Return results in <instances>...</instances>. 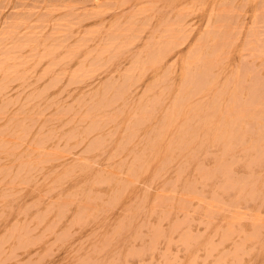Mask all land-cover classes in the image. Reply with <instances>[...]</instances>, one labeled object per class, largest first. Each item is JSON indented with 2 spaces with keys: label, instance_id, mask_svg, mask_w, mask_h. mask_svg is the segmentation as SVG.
Instances as JSON below:
<instances>
[{
  "label": "rangeland",
  "instance_id": "obj_1",
  "mask_svg": "<svg viewBox=\"0 0 264 264\" xmlns=\"http://www.w3.org/2000/svg\"><path fill=\"white\" fill-rule=\"evenodd\" d=\"M114 17L116 18V20ZM69 19H71V20H69ZM159 20H161V21H159ZM204 25H206V26H204ZM0 28H1L0 39L1 40L3 39L2 41H0V48H1L0 49V63H1L0 64V67H1V71H0V91L1 92L0 93H4V95L0 94V96H1L0 97L1 98L0 99V111L2 109H4V107H6L5 108L6 110L10 107L7 110L8 112L6 110H5V113L3 110L0 112V118H1L0 119V133H4L3 137L5 139L4 140L3 137H0V144H3V145L7 144L6 146L0 145L3 148L2 149L0 147V149H1L0 150L1 151L0 152V156H1L0 157V163L3 161L0 165V176H1L0 177V197H1L0 198V203H1L0 204V215H1L0 216V264H35V263L36 264H182V263L183 264H217L218 262H220V264H240V263L241 264H245V263L246 264H261L262 263L263 264V262H264V250H263L264 249V174H263L264 173V131H263L264 130V108H263L264 107V98H263L264 97V0H129V1L128 0H0ZM12 33H14V34H12ZM107 33H109V34H107ZM153 35H155V36H153ZM66 36L68 39L66 38ZM123 36H124V38H123ZM215 39H217V40H215ZM22 40H24V41H22ZM65 40H67V41H65ZM92 40H93V42H92ZM112 40L114 41V43ZM15 41H16V43H15ZM57 42H58V44H57ZM205 46H209V47H205ZM62 47H63V49H62ZM66 47H68V48H66ZM219 47H221V48H219ZM125 48H128V49H125ZM131 51H132V53H131ZM199 51H200V53L202 52V54H204V55L203 56L201 54L197 55V54H199ZM216 51H218V52H216ZM17 52H19V53H17ZM144 52H145V54H144ZM205 52H206V54H205ZM31 53H33V54L31 55ZM39 53H41V54H39ZM83 53H85V54L83 55ZM20 54H21V56H20ZM22 54H24V55L22 56ZM56 54H60V55L56 56ZM129 54L130 55L132 54V55L129 56ZM215 54H217V55H215ZM101 56H102V59H101ZM132 56H133V58H132ZM200 56H201V59H200ZM206 56H207V59L205 58ZM130 57H131V59H130ZM216 57H217V59H215ZM14 60H15V62H14ZM49 60H51V61H49ZM150 60L154 61V63L151 62ZM202 60H204V61L207 60V61L204 62ZM2 61H3V63H2ZM18 61H20L21 63ZM59 61H61V63L64 64V66L61 63H59ZM62 61H64V63ZM68 61H70V62H68ZM149 62L153 63V64H149ZM26 63L27 64L30 63L33 66L30 64L27 65ZM34 63H36V64L34 65ZM212 63H213V65H212ZM65 64H67V65L69 64L68 65L69 67ZM75 64H77V65H75ZM143 64H145V65H143ZM197 64L201 65V66L199 67ZM141 65H143L141 67L142 69L139 68ZM148 65L150 66V68ZM215 65H216V67H215ZM8 66H10V67H8ZM12 66L14 68H16V70ZM6 67H7V69H6ZM193 67H198V69H194ZM143 68H146V70ZM52 69H53V71H52ZM221 69H222V71H221ZM258 69H259V71H258ZM8 70H10V71H8ZM38 70H40V71H38ZM142 71H143V73H142ZM145 71H146V73H145ZM214 71H217V72L214 73ZM9 73H11V74H9ZM31 73L33 74V76L31 75ZM28 74L30 75V77L32 76L33 78L32 77L30 78L28 76ZM142 74L144 76H142ZM232 74L234 75V77ZM78 75H79V77H78ZM128 75H130V76H128ZM14 77H16V78L18 77V79L16 80V78H15V80H14ZM20 77H21V80H20ZM25 77L28 79H26ZM192 77L194 78V80H192L193 79ZM111 78L113 80H111ZM223 78H225V79H223ZM5 79H6V81H5ZM24 79L26 81H23ZM210 79H213V80H210ZM7 80L8 81L11 80V82L13 80V82L10 83ZM123 80H124V82H123ZM29 81L30 82L33 81L34 83L31 82L32 84H30ZM190 81H192V83ZM209 81H212V84L217 82V81H219V82H217V85L211 86L212 84H209ZM233 81H235V82H233ZM4 82H6L7 84ZM19 82L21 84H19ZM61 82H62V84H61ZM87 82H89V83L87 84ZM117 82H118V84H117ZM17 83L19 84L18 86H17ZM109 83L111 85H109ZM257 83H259V84L257 85ZM208 84H209V86H207ZM33 85H35V86H33ZM94 85H96V86H94ZM221 85L226 88L224 91H222L223 94H222V92L219 94V92L221 90L217 92V90H219V89H224V87H222ZM73 86L74 87L76 86V87L74 88ZM98 86H100V87H98ZM190 86H191V88H190ZM216 86H219V87L216 88ZM255 86H257V87H255ZM160 87L162 88L161 90H160ZM166 87H167V89H165ZM206 87L208 88L207 89L208 91H205L203 89V88L206 89ZM5 88H6V90H5ZM90 88H91V90H90ZM150 88L153 90H151ZM177 88L182 89V90H177ZM213 88L216 89V92ZM236 88H237V90H236ZM68 89H69V91H68ZM70 90L71 91L73 90V91L70 92ZM167 90H169L168 91L169 93L167 92ZM202 90H203V92H202ZM257 90H259V91L257 92ZM92 91L95 93H93ZM148 91L150 94L149 98L146 97L147 95L149 96ZM158 91L159 92L161 91L162 93L161 92L159 93ZM179 91H180V93L182 92V94H180ZM227 91H229V92L227 93ZM77 92H78V94H77ZM176 92H178V93H176ZM225 92H226V94L224 96ZM231 92H233L234 95L236 93L237 94L234 96L233 93H231ZM34 93H35V95H34ZM143 93H144V95H143ZM173 93L175 96L172 95ZM214 93H216V95H213ZM109 94H111L110 97H109ZM127 94H129V95L127 96ZM161 94H163V96ZM165 94L167 96L168 95L169 96L166 97ZM229 94H231L232 96ZM19 95H20V98L18 99ZM37 95H39V97H37ZM178 95H179V98H177V100L180 101L182 104L180 102H177V100L173 99V97H172V96H174V98H176V97H178ZM7 96L10 100L9 103H6V102H8ZM52 96L54 98H52ZM129 96H130V98H128ZM159 96L161 98H159ZM201 96L204 97V98L202 97L203 100L201 99ZM213 96L215 99L212 98ZM250 96H252V97H250ZM260 96H262V97H260ZM182 97H184V98H182ZM226 97H228V98H226ZM4 98H6L7 100H5ZM10 98H12L13 104L11 103ZM97 98H99V99H97ZM165 98H167V99L164 100ZM224 98H226L225 99L226 103L223 104V102L225 101ZM229 98H230V101H228ZM30 99H32L33 101L31 100V102H30ZM38 99H40V100H38ZM100 99H102V101ZM152 99H155V100H152ZM245 99H246V101H245ZM255 99H256V101H255ZM2 100H5V101H2ZM22 100H24V101H22ZM131 100H132V103H131ZM161 100L165 101V103ZM200 100H202V101H200ZM54 101H56V102H54ZM128 101H130L131 105ZM216 101H218V102H216ZM42 102H44V104ZM76 102H78V103H76ZM123 102H125L126 104ZM167 102H168V104H166ZM200 102H202V103H200ZM14 103H15V105H14ZM41 103H42V105H41ZM117 103L119 104V106ZM145 103H147V104H145ZM178 103H180V104H178ZM188 103H190V104H188ZM215 103L216 104L219 103V104L216 105ZM124 104L126 105V107ZM176 104H178V106H175ZM184 104L187 106H185ZM198 104H199V106L196 107L195 105H198ZM206 104L208 105V108H207V106L205 107ZM5 105H8V106H5ZM122 105H124L123 106L124 108H122ZM148 105L151 107H149ZM157 105H158V107H157ZM179 105H180V107H179ZM182 105H184V106H182ZM213 105H214V109H213ZM215 105L217 107H219V110H217V107ZM200 106H202V107H200ZM231 106H233V107H231ZM15 107H17V108H15ZM162 107H165V108H162ZM174 107H175V110L176 109H179V110L175 111ZM185 107H187L188 109L187 108L184 109ZM191 107H195V108H191ZM210 107H212V108H210ZM257 107H258V109H259V107L262 108L261 112H260L261 109L258 110L259 113H261V114H259L258 111L255 110V109H257ZM120 108H121V110H119ZM147 108H148V111H146ZM25 109H26V111H24ZM31 109H32V111H31L32 113L30 112ZM96 109H97V111H96ZM122 109H124V111ZM129 109H131V110H129ZM143 109H145V110H143ZM154 109H155V111H152ZM156 109H157V111H156ZM241 109L244 110V112ZM61 110H63V111H61ZM104 110H106V111H104ZM204 110H205L206 114H205ZM214 110H216V111H214ZM85 111H87V112H85ZM120 111H122V112L120 113ZM130 111H132V112H130ZM239 111L244 113L243 116H244L245 120H243V121H246L244 123H241L240 122L242 120L241 119L242 117H241V118H239L240 124H239V122H237V124L241 125V128L244 129L243 134H245V135H243L245 138L242 136L241 137L239 136L240 139H238V137H236V135H234V134H236L235 132L237 131L236 130L237 126L234 125V126H236V127H234L236 130L235 132H234L233 128H232L233 132L232 131L230 132V130H232V129H230L231 127L227 125V122L230 119H231L233 124L236 122V120L238 119L237 116L240 113ZM27 112L30 114H28ZM201 112H203V113H201ZM237 112H238V115L233 114V113L236 114ZM10 113H11V115H9ZM79 113H81V114L79 115ZM95 113L98 115V117ZM127 113H129L130 115ZM152 113H153V115L154 114H156V115L153 116V115H151ZM163 113L165 114V116H163L164 115ZM208 113H210V114L208 115ZM250 113H253V115ZM147 114H148V118L146 117ZM161 114H163V115L161 116ZM192 114H193V116H192ZM219 114H220V116H219ZM2 115L4 116L3 118H2ZM95 115H96V117H95ZM167 115H169V116H167ZM194 115H195V117H194ZM254 115H255V117H253ZM83 116H84V118H83ZM109 116H111V117H109ZM121 116H122V118H121ZM129 116H130V118H128ZM183 116H184V119H182ZM190 116H192V117H190ZM232 116L233 117L236 116V120ZM11 117H13V118H11ZM163 117H166V118H163ZM169 117H170V119H169ZM199 117H200L199 120L201 122H199V125H198L196 123H198L199 120H197V119ZM202 117L207 118V120H206V118L204 119V121H206V122L203 121ZM238 117H240V116H238ZM94 118H96V119H94ZM146 118L148 119V121L145 120ZM162 118L164 120H161ZM190 118H191V120H190ZM192 118H193V121H192ZM13 119L15 121H13ZM26 119L29 121H27ZM33 119H35V120H33ZM98 119H100V120H98ZM212 119L214 120V123L212 122ZM216 119L217 120L219 119L220 122L224 121L223 125L224 124L225 125L223 126L219 121H216ZM9 120H10V122H9ZM75 120H76V122H75ZM129 120H130V122H129ZM12 121H13V123H12ZM40 121H41V123L46 121L45 124H42V127L40 125ZM61 121L62 122L64 121V123H65L64 126L61 125L62 124ZM84 121H86L87 123ZM112 121H114V122H112ZM159 121L160 122L162 121L163 123H167V124L165 125L162 123L161 124L162 129L159 128L160 130L157 132L156 131L158 129L157 127L160 126ZM187 121H188V123L191 121L192 122L187 125L186 123H184ZM225 121H227V122H225ZM22 122H23V124H22ZM33 122L36 124H34ZM55 122H56V124H55ZM149 122H150V124H149ZM207 122H209V124H207ZM120 123H121V125H120ZM91 124L93 125V127L90 126ZM113 124H114V127H113ZM116 124L118 125V127ZM151 124H153V126ZM176 124H177V126H176ZM179 124H180V126H178ZM202 124H203V126H202ZM229 124H230V122H229ZM7 125H8V127H7ZM16 125H17V128H16ZM39 125L41 128L38 127ZM145 125H147V126H145ZM193 125L194 126L198 125L197 128L198 127L199 128L197 130L199 132V129H200L199 133H195L196 131L192 132V129L194 130V128H195ZM217 125L219 127H217ZM60 126H63V127H60ZM103 126H104V128H103ZM115 126L117 129L115 128ZM201 126H202V129H201ZM207 126L210 128V130L208 129L209 130L208 133H207ZM227 126L229 127V129L227 128ZM12 127L14 128V130ZM58 127H60V128L58 129ZM94 127L96 128V130ZM100 127H102V128L100 129ZM139 127H141V128H139ZM154 127H155V130H154ZM184 127L185 128L188 127L189 130L187 129L188 132L186 130L182 131L183 136L185 135V133L186 134L188 133V134L186 136H184V138H183L184 142L182 140H180L181 142H183L181 144L179 142V139H181V136H182L180 133L181 132L180 129L182 128V130H184L185 129ZM214 127L218 130L219 129L221 130L222 127H226L227 132H230V134L234 133L233 136H235V139L233 137L231 142H229V144H228V142L224 140L226 138L225 137L226 134H224V136H223L224 138H222V135H221V134H223L221 132H222V130H224V128L221 130V132L219 131L221 136H218L217 134H219V133L216 131V129ZM232 127H233V125H232ZM7 128L10 130V132L8 131ZM49 128H50V130H49ZM72 128L78 132V134H75L76 136L75 135L72 136L73 132H75V131H73ZM124 128H125V130H124ZM146 128H147V130H146ZM254 128H256L255 131H254ZM4 129L5 130L7 129V130L5 131ZM17 129H19V130H17ZM128 129H130V131H132V132L130 133L128 131ZM173 129H174V131L172 132V134H170L171 133L170 131H172ZM203 129H206V136H205V134L204 135L201 134V133H205V130H203ZM16 130L18 131L19 135L17 132H15ZM37 130H38L39 134L36 132ZM61 130H64V131L61 132ZM79 130L80 131L84 130L85 132L83 131V133H82ZM90 130H93V131H90ZM109 130H110V132H109ZM114 130H115V134L113 133ZM145 130H146V132H145ZM195 130H196V128H195ZM226 130H224V131H226ZM24 131H25V133H24ZM89 131H90V135L89 134L87 135V133ZM135 131H138V132L135 133ZM149 131L151 132V134L149 133ZM12 132H15V134L17 133L16 135L21 136V137H17L15 134H13L14 136H13V139L11 140ZM20 132H22V133L20 134ZM35 132H36V135H35ZM46 132H47V135H46ZM71 132H72V134H71ZM77 132H75V133H77ZM144 132L147 134H145ZM152 132H154V133L157 132V134H155L156 136L153 137L154 133H152ZM79 133H81V135H83V136H81V135L79 136ZM112 133L114 134V136L112 135ZM164 133H165V135H164ZM253 133H255L254 136L252 135ZM26 134H29V135H26ZM58 134L59 135L61 134L60 137ZM62 134H64L65 136L64 135L62 136ZM95 134H97V135H95ZM124 134H126L127 136ZM129 134L132 136L133 139L130 137ZM132 134L135 136V138ZM136 134H137V136H136ZM189 134L190 135L196 134L199 136L196 137V141H195V137H194L195 135L191 136L192 138H190ZM230 134L227 133L226 136L231 137V136H228ZM143 135H144V137H143ZM179 135H181V136H179ZM214 135L217 136L218 138L215 139ZM0 136H2V134ZM8 136L10 139L8 138ZM23 136H25V137H23ZM43 136H45V137H43ZM53 136L54 137L58 136V137L54 138ZM87 136H89V137H87ZM109 136H110V138H112L111 141L108 140ZM121 136L124 139L121 138ZM149 136H150V139H149ZM158 136H161V137L158 138ZM29 137L32 139H29ZM41 137H42V139H41ZM50 137L52 138V140L50 139ZM69 137H70V140L68 139ZM71 137H76V138L71 139ZM81 137H83V138H81ZM173 137H175L174 143L176 145L173 143V141H171L173 139ZM7 138L9 140H11V141L8 140V142H10L9 144L7 143ZM18 138L20 140L21 139L22 140L20 141ZM23 138H25V139H23ZM57 138H58V140H57ZM98 138H99V140H98ZM117 138H119V140ZM126 138L130 139L131 141L130 140L128 141ZM137 138H138V140H137ZM167 138H168V140H167ZM185 138H186V140H185ZM242 138H244V140ZM82 139H84V140H82ZM103 139H106V141L104 142L105 143L104 145L101 144V142H103ZM115 139H116V141L117 140L118 141L116 142ZM141 139H142V142L140 143ZM188 139H190V140H188ZM204 139L206 142L204 141ZM32 140H35L36 143H37V141H39L37 146L35 145L36 144L35 141H32ZM97 140L99 142H97ZM132 140H133V142H132ZM235 140L237 141L236 144H235ZM2 141H4V143H2ZM16 141H17V143L20 142L19 144H21V142H22L23 145L21 144L20 146L27 148V150L25 148H22V147L19 148V146H18V148H16L17 145H19L16 143ZM23 141H25L27 144ZM30 141L33 142L32 145H31ZM43 141L45 144L43 143ZM79 141H80V143L78 144ZM109 141L111 144L109 143ZM121 141H123V142H121ZM126 141H128V142H126ZM135 141H137V142H135ZM189 141H190V144H189L190 146L187 147V143ZM13 142H14V144H13ZM68 142H69V144H68ZM159 142H161V143H159ZM170 142H171V145H170ZM191 142L193 144H191ZM232 142H234V143H232ZM28 143L30 145H28ZM57 143H59V144H57ZM71 143H73V144H71ZM126 143H127V145H126ZM131 143L133 145H136V146L131 145ZM138 143H140L141 145ZM151 143L156 144L155 147ZM177 143L181 147L182 146L183 147L181 148L179 145H177ZM53 144L55 146L57 145L58 148L61 147L60 150H63V151L66 150V151L61 153L60 150L58 148L54 147ZM62 144H64L63 148H62ZM108 144H110L111 146L109 145V147H108ZM115 144L117 146H115ZM161 144H163L162 147H161ZM260 144L262 146H260ZM25 145H27V146H25ZM91 145H93V146H91ZM100 145H101V148H100ZM142 145H143V147H142ZM164 145H166V146H164ZM169 145L171 147L177 146L176 150L174 149V151H172L173 147L168 148ZM230 145H232V146H230ZM9 146H11V149H9L10 148ZM34 146H36V147H34ZM98 146H99V150H98ZM132 146H133V150H131ZM137 146L139 148H137ZM152 146L154 147V149ZM247 146H249V147L247 148ZM251 146H253V148ZM37 147L38 148L40 147L41 149H38V151H37L36 150ZM48 147H49V149H48ZM94 147H96V148H94ZM147 147H148V149H147ZM158 147H159V149L161 147V150H158ZM14 148H16V150H13ZM29 148L30 149L33 148V150L31 149L32 152L29 151L30 150ZM52 148H53V150H52ZM102 148H105V149H103L104 151L102 150ZM109 148H110V150H109ZM170 148L172 150H169ZM179 148L182 149V151L184 148L185 149L184 152L180 151ZM20 149L22 151L24 149L25 152L20 151ZM54 149L56 150V152L58 150L59 151L56 153ZM82 149L86 153L83 152ZM95 149H97V150H95ZM115 149H116V151H115ZM137 149L139 150V153H135V152H138ZM49 150H51V151H49ZM88 150H90V151H88ZM149 150H152V153ZM155 150H157V152H159V153L157 154V152ZM2 151H4V152H2ZM12 151L14 152V154ZM26 151H27V153L29 152L28 155H27ZM42 151H44V152H42ZM80 151H81V153H80ZM94 151H95V153H94ZM108 151L111 153H108ZM145 151L146 152L149 151L150 152L149 155L151 157L150 156L146 157V155H148V154L146 153V155H144ZM166 151H168L170 154L167 153ZM170 151H172V152H170ZM21 152L23 153V155ZM39 152H41L40 155L43 159H41V157L38 156ZM45 152H50V153L47 154ZM248 152H250V153H248ZM43 153H45L47 156H43ZM11 154H12V156H11ZM35 154L36 155L38 154L37 157ZM61 154L62 155L65 154L66 156L65 155L61 156ZM156 154H157V156H155ZM31 155H33V157H31ZM34 155H35V158H38L40 160H38V159L35 160ZM49 155L52 157L50 158ZM58 155L61 156L62 158L58 157ZM141 155H143V156H141ZM189 155H190V157H189ZM221 155H223V156H221ZM6 156L8 158H5ZM15 156H16V158H15ZM89 156H90V158H89ZM136 156H138V157H136ZM170 156H171V158H169ZM9 157L11 159H9ZM25 157H27V158H25ZM63 157H64V159H63ZM94 157H99V158L93 159ZM106 157H108L109 160L106 161V159H107ZM144 157H146L149 160H147ZM162 157H164V158H162ZM176 157H178V158H176ZM220 157H222V159ZM232 157H233V159H232ZM82 158H85V159H82ZM143 158H144V160H146L147 164H146V162H144ZM153 158H154V160H153ZM159 158H160V160H159ZM180 158L182 160H180ZM30 159L33 162L34 161L37 162L38 166L37 165L35 166V162L33 163L31 161L32 163H29ZM57 159H59V160H57ZM87 159L90 162L85 163L86 161H88ZM137 159L138 160L140 159V160L138 161ZM7 160H9V162ZM10 160L11 161L13 160V161L10 162ZM49 160H50V162H49ZM63 160L64 161L66 160V161L64 162ZM72 160H73V163L78 162V165H80V166H77V164H73ZM141 160L145 164H143V162H141ZM215 160H217V161H215ZM18 161H20L19 162V164H21L20 166H18L19 164L17 165ZM41 161L44 165L41 164ZM80 161L84 162V165L80 164L81 163ZM91 161H94V162H91ZM21 162H25V163L28 162V163L25 164V163H21ZM51 162H53V163H51ZM197 162H199V163H197ZM67 163L69 166L67 165ZM93 163H94V165H93ZM111 163L113 164L112 166H111ZM128 163H129V165L127 166ZM130 163H132V164H130ZM86 164H88V165H86ZM114 164H115V166H114ZM140 164L143 165L142 169H140V167H141ZM123 165H125V166L123 167ZM146 165H148V166L146 167ZM21 166H23L25 169ZM39 166H42V167L44 166L45 168H42V170H41V168ZM33 167H34V169H33ZM74 167H75V170H74ZM79 167H81L80 169L83 168L82 170H84V169L85 170L84 171L81 170L82 171L81 172ZM112 167H114V168H112ZM126 167H129V168H126ZM176 167H177V169H176ZM7 168H8V171H6ZM35 168L36 169L38 168V169L36 170ZM144 168H146V169H144ZM19 169H21V170H19ZM94 169L101 170L102 171L101 174L103 173L102 175H104V174L107 175L106 173H109V175L112 173V175H110V177H112L113 174H115V175L112 177V179L109 177V175H108V177H105V175H104L103 176L104 178L103 177L100 178L99 176H102V175L101 174L98 175V173H100V172L98 170L96 171ZM107 169L110 170L111 172H109ZM114 169H115V171L118 169V171L114 172ZM120 169H122V171ZM119 170H120V172L125 171V173H119ZM140 170H141V172L144 171V173H141ZM36 171H38V172H36ZM57 171H59V172H57ZM135 171H137V172H135ZM26 172L28 173L27 175H25ZM52 172H53V174H52ZM74 172L76 175H73ZM96 172H98L97 175H96ZM117 172L119 173V175ZM16 173L18 174V177H17ZM46 173L47 174L49 173L50 175H47ZM84 173H86L87 176ZM93 173H94V176H93ZM130 173L132 175H130ZM190 173L191 174L193 173V174L191 175ZM70 174L73 176H71ZM20 175H21V177H20ZM22 175L23 176L25 175V177H23ZM28 175H31V177H29ZM34 175H36V177H34ZM56 175L57 176L59 175V176L56 177ZM120 175H122V177H120ZM133 175H135L134 179H132ZM77 176H79V177H77ZM211 176H213V177H211ZM241 176L243 179L241 178ZM16 177L18 179L15 180ZM19 177L21 180H23L21 183H19V180H20ZM52 177L53 178L55 177V178L53 179ZM84 177H85V179H84ZM65 178H66V180H65ZM94 178H97V180H95ZM189 178H191V179H189ZM6 179H7V181H6ZM78 179H80V180H78ZM83 179H84V181H82ZM91 179H94V180H91ZM117 179H118V181H116ZM135 179H137V181ZM61 180H63V181H61ZM86 180L88 182H86ZM121 180H122V182H121ZM128 180H130V181H128ZM133 180H135L136 182ZM170 180L172 183L170 182ZM13 181L16 183H14ZM35 181H37L38 183H36ZM92 181H94L96 183H94ZM12 182H13V185H10ZM130 182H131V184H130ZM45 183H46V185H45ZM88 183H89V185H88ZM121 183H123V184H121ZM244 183H245V186H244ZM6 185L8 188L6 187ZM131 185H132V187H131ZM170 185H171V187H170ZM31 186H33V188H31ZM54 186H56V187H54ZM80 186H82V188L84 187V192L82 191L83 189L81 190ZM178 186H180V187H178ZM133 187H134V189H133ZM19 188H21V189H19ZM50 188H52V189H50ZM76 188H78V191H79V189L81 190V192L79 191L78 194L79 193H81V194L84 193V194H82V195L79 194V196H78V194L76 192L77 191ZM113 188H116V189L113 190ZM185 188H186V190H184ZM3 189L4 190L7 189V190L4 191ZM110 189H112V191ZM58 190H59V193H58ZM191 190H193L194 192ZM85 191H86V194H85ZM108 191H109V196H107ZM27 192H29V195ZM69 192H71V193H69ZM126 192H128L129 195ZM190 192H193V193H190ZM72 193H75V194H72ZM187 193H189L193 196H191ZM67 194H68V196L66 197ZM102 194L104 195V198H106L105 200H104ZM185 194H187L189 196H186ZM197 195H199V196H197ZM62 196H63V198H62ZM77 197H78V199H80L81 197L82 198L80 200H77L76 199ZM115 197H116V199H115ZM117 197H118L119 201H117ZM188 197H190V199H188ZM24 198H25V200H23ZM58 199H59V202H58ZM184 199H185V202H184ZM96 201L98 204L96 203ZM209 201H211V203ZM22 202H24V203H22ZM46 202H48V204ZM186 202H189V204ZM25 203H27V204H25ZM67 203L69 204L68 206H67ZM75 203L81 204V206L78 205V206H80L79 210H78V208H76L78 206H76ZM182 203H183V206H182ZM61 204H63V205H61ZM88 205H89V207H88ZM136 205H137V207H136ZM83 206H85V207H83ZM113 206H115V207H113ZM185 206H187V207H185ZM58 207L60 209H58ZM102 207H103V210H102ZM169 207H171V208H169ZM22 208H24V209H22ZM48 208L50 209V211ZM51 209H53V210H51ZM61 209L63 210V213H62ZM93 209H94V211H93ZM132 209H133V211H132ZM209 209L211 210V212H209L210 211ZM20 210L21 211L23 210V211L21 212ZM58 210H60V211H58ZM75 210H77V211H75ZM179 210H181V211H179ZM35 211L40 213V214H37ZM66 211H67V213H66ZM124 211H126V213ZM197 211H198V213H197ZM60 212L62 214H60ZM74 213H75V217H73V215H72ZM110 213H111V215H109ZM23 214H26V215L23 216ZM33 214L35 216H33ZM126 216L127 217L129 216L130 219L132 217L131 221ZM133 216H134V218H133ZM31 217L33 219H31ZM34 217H36V218L34 219ZM94 217H96V218H94ZM97 217L99 219V223H98ZM162 217H163V219H162ZM176 217H178V219ZM124 218L126 220H123ZM229 218L231 219V221L229 220ZM42 219L44 221H41ZM104 219H106V220H104ZM4 220H6V221H4ZM19 220H20V222H18ZM29 220H31V221H29ZM133 220H136V221H133ZM39 221H40V223H39ZM57 221H59V222H57ZM122 221L124 223H122ZM17 222H18V224H17ZM130 222H131V225L129 226ZM2 223H3V226H2ZM19 223H20V225H19ZM26 223H29V224H26ZM37 223H39V224H37ZM14 224L15 225L17 224V226H15ZM125 224H127V225H125ZM26 225H28V226H26ZM29 225H31V226H29ZM65 226L66 227L68 226V227L65 229ZM126 226H129V227H126ZM26 227H27V229H26ZM174 227H176V228H174ZM23 228L26 230H24ZM89 228H91V229H89ZM60 229H61V233L59 231ZM116 229H118L119 231H117ZM3 230H5V231H3ZM109 230H111V231H109ZM2 231H3V233L5 232V235H3ZM42 231H43V233H42ZM55 231H57V232H55ZM105 231H107V232H105ZM6 232H7V234H6ZM24 232H25V234H23ZM108 232H110V234H108ZM114 232H116V233H114ZM119 232H121V234H119ZM38 233H42L43 235L41 237H39L41 234L39 235ZM112 233L115 235L113 236ZM111 234H112L113 238H112ZM129 234L132 236L128 237ZM185 234L188 238L186 236H184ZM17 235H18V237L21 236L22 238L21 237H20L21 239L18 238ZM206 235H207V238H206ZM103 236H105V237L107 236V237L106 238L104 237V240H103ZM126 236H127V238H126ZM248 236H250V237H248ZM7 237L9 239L8 241H6ZM70 237H72V238H70ZM182 237H184V238H182ZM57 238H58V240H57ZM78 238H81V239H78ZM108 238H109V241H105ZM153 238H155V240ZM249 238H252V239H249ZM73 240H75V241H73ZM110 240H112V241H110ZM53 241H57V242L56 243L54 242V244H53ZM103 241H105V245L102 244V243H104ZM2 242H5V244H3ZM23 242H24V244H23ZM73 242H75V243H73ZM110 242H111V244H110ZM48 243H52V244H48ZM217 243H219V245ZM9 244H10V246H9ZM22 244H23V247H21ZM112 244H114V245H112ZM31 245H32V247H31ZM103 245L106 246V248H102L105 251H103L101 248H99V246L102 247ZM15 246H17V247H15ZM14 247H15V251H14ZM93 247L96 251L95 250L92 251ZM261 247H263V248H261ZM113 249H114V252L111 251ZM258 249H260L261 251H259ZM257 251H258V253H257ZM248 252H249V254H248ZM204 256H206V257H204ZM9 257H10V259H9ZM11 257H14V258H11ZM29 258H30V261H29ZM36 258H38V259H36ZM218 259H220V260H218ZM31 260H33V262ZM61 260H63V261H61ZM216 261H218V262H216ZM221 261H223V262H221Z\"/></svg>",
  "mask_w": 264,
  "mask_h": 264
},
{
  "label": "bare ground",
  "instance_id": "obj_2",
  "mask_svg": "<svg viewBox=\"0 0 264 264\" xmlns=\"http://www.w3.org/2000/svg\"><path fill=\"white\" fill-rule=\"evenodd\" d=\"M128 1H129V0H128ZM116 2H117V1H116ZM164 2H165V1H164ZM164 2H163V3H164ZM157 3H158V2H157ZM122 4H123V3H122ZM164 4H165V3H164ZM117 6H118V5H117ZM119 6H120V5H119ZM167 6H168V5H167ZM238 6H239V5H238ZM100 7H101V6H100ZM131 7H132V6H131ZM189 7H190V6H189ZM210 7H211V6H210ZM107 9H108V8H107ZM150 9H151V8H150ZM109 10H110V9H109ZM111 10H112V9H111ZM68 12H69V11H68ZM73 12H74V11H73ZM81 12H82V11H81ZM136 12H137V11H136ZM209 12H210V11H209ZM71 13H72V12H71ZM111 13H112V12H111ZM223 13H224V12H223ZM152 14H153V13H152ZM168 14H169V13H168ZM245 14H246V13H245ZM67 15H68V14H67ZM166 15H167V14H166ZM215 16H216V15H215ZM253 16H254V15H253ZM147 17H148V16H147ZM161 17H162V16H161ZM164 17H165V16H164ZM114 18H115V17H114ZM126 18H127V17H126ZM126 18H125V19H126ZM138 18H139V17H138ZM166 18H167V17H166ZM169 18H170V17H169ZM176 18H177V17H176ZM69 20H71V19H69ZM115 20H116V18H115ZM135 20H136V19H135ZM165 20H166V19H165ZM170 20H171V19H170ZM256 20H257V19H256ZM103 21H104V20H103ZM117 21H118V20H117ZM159 21H161V20H159ZM114 22H115V21H114ZM133 22H134V21H133ZM117 23H118V22H117ZM82 24H83V23H82ZM98 24H99V23H98ZM108 24H109V23H108ZM110 24H111V23H110ZM139 24H140V23H139ZM86 25H87V24H86ZM254 25H255V24H254ZM84 26H85V25H84ZM204 26H206V25H204ZM249 26H250V25H249ZM252 26H253V25H252ZM154 27H155V26H154ZM69 29H70V28H69ZM125 29H126V28H125ZM188 29H189V28H188ZM0 30H1V28H0ZM12 30H13V29H12ZM107 30H108V29H107ZM162 30H163V29H162ZM111 31H112V30H111ZM131 31H132V30H131ZM11 32H12V31H11ZM215 32H216V31H215ZM41 33H42V32H41ZM233 33H234V32H233ZM12 34H14V33H12ZM87 34H88V33H87ZM102 34H103V33H102ZM107 34H109V33H107ZM156 34H157V33H156ZM189 34H190V33H189ZM239 34H240V33H239ZM125 35H126V34H125ZM61 36H62V35H61ZM64 36H65V35H64ZM70 36H71V35H70ZM104 36H105V35H104ZM104 36H103V37H104ZM153 36H155V35H153ZM168 36H169V35H168ZM82 37H83V36H82ZM209 37H210V36H209ZM34 38H35V37H34ZM45 38H46V37H45ZM66 38H67V36H66ZM90 38H91V37H90ZM108 38H109V37H108ZM118 38H119V37H118ZM123 38H124V36H123ZM163 38H164V37H163ZM67 39H68V38H67ZM93 39H94V38H93ZM125 39H126V38H125ZM129 39H130V38H129ZM140 39H141V38H140ZM2 40H3V39H2ZM2 40L0 39V41H2ZM116 40H117V39H116ZM186 40H187V39H186ZM209 40H210V39H209ZM215 40H217V39H215ZM17 41H18V40H17ZM22 41H24V40H22ZM41 41H42V40H41ZM65 41H67V40H65ZM112 41H113V40H112ZM19 42H20V41H19ZM92 42H93V40H92ZM15 43H16V41H15ZM22 43H23V42H22ZM29 43H30V42H29ZM50 43H51V42H50ZM68 43H69V42H68ZM70 43H71V42H70ZM83 43H84V42H83ZM95 43H96V42H95ZM97 43H98V42H97ZM111 43H112V42H111ZM113 43H114V41H113ZM159 43H160V42H159ZM169 43H170V42H169ZM25 44H26V43H25ZM35 44H36V43H35ZM40 44H41V43H40ZM47 44H48V43H47ZM57 44H58V42H57ZM106 44H107V43H106ZM219 44H220V43H219ZM29 45H30V44H29ZM48 45H49V44H48ZM252 45H253V44H252ZM34 46H35V45H34ZM36 46H37V45H36ZM40 46H41V45H40ZM44 46H45V45H44ZM44 46H43V47H44ZM57 46H58V45H57ZM66 46H67V45H66ZM85 46H86V45H85ZM100 46H101V45H100ZM190 46H191V45H190ZM31 47H32V46H31ZM53 47H54V46H53ZM98 47H99V46H98ZM136 47H137V46H136ZM205 47H209V46H205ZM66 48H68V47H66ZM80 48H81V47H80ZM219 48H221V47H219ZM219 48H218V49H219ZM223 48H224V47H223ZM259 48H260V47H259ZM0 49H1V48H0ZM9 49H10V48H9ZM31 49H32V48H31ZM50 49H51V48H50ZM62 49H63V47H62ZM125 49H128V48H125ZM145 49H146V48H145ZM188 49H189V48H188ZM260 49H261V48H260ZM12 50H13V49H12ZM32 50H33V49H32ZM64 50H65V49H64ZM71 50H72V49H71ZM71 50H70V51H71ZM99 50H100V49H99ZM162 50H163V49H162ZM204 50H205V49H204ZM204 50H203V51H204ZM244 50H245V49H244ZM39 51H40V50H39ZM39 51H38V52H39ZM49 51H50V50H49ZM60 51H61V50H60ZM65 51H66V50H65ZM96 51H97V50H96ZM128 51H129V50H128ZM224 51H225V50H224ZM9 52H10V51H9ZM36 52H37V51H36ZM36 52H35V53H36ZM51 52H52V51H51ZM110 52H111V51H110ZM133 52H134V51H133ZM216 52H218V51H216ZM244 52H245V51H244ZM5 53H6V52H5ZM17 53H19V52H17ZM58 53H59V52H58ZM64 53H65V52H64ZM87 53H88V52H87ZM131 53H132V51H131ZM194 53H195V52H194ZM213 53H214V52H213ZM32 54H33V53H31V55H32ZM39 54H41V53H39ZM52 54H53V53H52ZM65 54H66V53H65ZM70 54H71V53H70ZM72 54H73V53H72ZM84 54H85V53H83V55H84ZM124 54H125V53H124ZM124 54H123V55H124ZM144 54H145V52H144ZM200 54H201L202 56L204 55V54H202V52L200 53V51H199V54H197V55H200ZM205 54H206V52H205ZM244 54H245V53H244ZM23 55H24V54H22V56H23ZM58 55H60V54H56V56H58ZM131 55H132V54H131ZM131 55L129 54V56H131ZM193 55H194V54H193ZM215 55H217V54H215ZM18 56H19V55H18ZM20 56H21V54H20ZM37 56H38V55H37ZM53 56H54V55H53ZM105 56H106V55H105ZM189 56H190V55H189ZM260 56H261V55H260ZM10 57H11V56H10ZM16 57H17V56H16ZM72 57H73V56H72ZM90 57H91V56H90ZM98 57H99V56H98ZM185 57H186V56H185ZM37 58H38V57H37ZM132 58H133V56H132ZM148 58H149V57H148ZM162 58H163V57H162ZM195 58H196V57H195ZM205 58L207 59V56H206ZM10 59H11V58H10ZM46 59H47V58H46ZM71 59H72V58H71ZM99 59H100V58H99ZM101 59H102V56H101ZM117 59H118V58H117ZM130 59H131V57H130ZM134 59H135V58H134ZM197 59H198V58H197ZM197 59H196V60H197ZM200 59H201V56H200ZM215 59H217V57H216ZM27 60H28V59H27ZM52 60H53V59H52ZM77 60H78V59H77ZM86 60H87V59H86ZM154 60H155V59H154ZM159 60H160V59H159ZM182 60H183V59H182ZM244 60H245V59H244ZM44 61H45V60H44ZM49 61H51V60H49ZM64 61H65V60H64ZM64 61H62V62L64 63ZM124 61H125V60H124ZM138 61H139V60H138ZM150 61H151V60H150ZM202 61H204V60H202ZM205 61H207V60H205ZM205 61H204V62H205ZM210 61H211V60H210ZM240 61H241V60H240ZM14 62H15V60H14ZM18 62H20V61H18ZM32 62H33V61H32ZM68 62H70V61H68ZM81 62H82V61H81ZM99 62H100V61H99ZM112 62H113V61H112ZM112 62H111V63H112ZM151 62L154 63V61H151ZM185 62H186V61H185ZM198 62H199V61H198ZM216 62H217V61H216ZM220 62H221V61H220ZM220 62H219V63H220ZM2 63H3V61H2ZM5 63H6V62H5ZM20 63H21V62H20ZM59 63H61V61H59ZM108 63H109V62H108ZM153 63H150V62H149V64H153ZM156 63H157V62H156ZM156 63H155V64H156ZM182 63H183V62H182ZM210 63H211V62H210ZM213 63H214V62H213ZM213 63H212V65H213ZM245 63H246V62H245ZM0 64H1V63H0ZM11 64H12V63H11ZM26 64H27V63H26ZM28 64H30V63H28ZM28 64H27V65H28ZM35 64H36V63H34V65H35ZM61 64H62V63H61ZM118 64H119V63H118ZM199 64H200V63H199ZM201 64H202V63H201ZM216 64H217V63H216ZM222 64H223V63H222ZM27 65H26V66H27ZM30 65H32V64H30ZM62 65L64 66V64H62ZM65 65H67V64H65ZM68 65H69V64H68ZM68 65H67V66H68ZM75 65H77V64H75ZM81 65H82V64H81ZM107 65H108V64H107ZM143 65H145V64H143ZM143 65H141L139 68H141ZM195 65H196V64H195ZM197 65H198V64H197ZM217 65H218V64H217ZM234 65H235V64H234ZM26 66H25V67H26ZM32 66H33V65H32ZM32 66H31V67H32ZM70 66H71V65H70ZM148 66H149V65H148ZM151 66H152V65H151ZM193 66H194V65H193ZM198 66L200 67L201 65H198ZM8 67H10V66H8ZM12 67H13V66H12ZM31 67H30V68H31ZM65 67H66V66H65ZM68 67H69V66H68ZM145 67H146V66H145ZM212 67H213V66H212ZM215 67H216V65H215ZM220 67H221V66H220ZM223 67H224V66H223ZM13 68H14V67H13ZM18 68H19V67H18ZM26 68H27V67H26ZM47 68H48V67H47ZM149 68H150V66H149ZM151 68H152V67H151ZM155 68H156V67H155ZM193 68H194V69H198V67H193ZM217 68H218V67H217ZM224 68H225V67H224ZM6 69H7V67H6ZM8 69H9V68H8ZM14 69L16 70V68H14ZM33 69H34V68H33ZM67 69H68V68H67ZM112 69H113V68H112ZM141 69H142V68H141ZM143 69L146 70V68H143ZM152 69H153V68H152ZM213 69H214V68H213ZM218 69H219V68H218ZM235 69H236V68H235ZM27 70H28V69H27ZM27 70H26V71H27ZM106 70H107V69H106ZM153 70H154V69H153ZM219 70H220V69H219ZM0 71H1V67H0ZM8 71H10V70H8ZM26 71H25V72H26ZM30 71H31V70H30ZM38 71H40V70H38ZM52 71H53V69H52ZM163 71H164V70H163ZM191 71H192V70H191ZM221 71H222V69H221ZM258 71H259V69H258ZM260 71H261V70H260ZM12 72H13V71H12ZM28 72H29V71H28ZM56 72H57V71H56ZM65 72H66V71H65ZM127 72H128V71H127ZM215 72H217V71H214V73H215ZM250 72H251V71H250ZM250 72H249V73H250ZM6 73H7V72H6ZM16 73H17V72H16ZM32 73H33V72H32ZM32 73H31V75L33 76ZM137 73H138V72H137ZM142 73H143V71H142ZM145 73H146V71H145ZM220 73H221V72H220ZM234 73H235V72H234ZM234 73H233V74H234ZM2 74H3V73H2ZM9 74H11V73H9ZM25 74H26V73H25ZM36 74H37V73H36ZM135 74H136V73H135ZM166 74H167V73H166ZM194 74H195V73H194ZM233 74H232V75H233ZM64 75H65V74H64ZM64 75H63V76H64ZM195 75H196V74H195ZM1 76H2V75H1ZM19 76H20V75H19ZM28 76L30 77L29 74H28ZM32 76H31V77H32ZM94 76H95V75H94ZM128 76H130V75H128ZM142 76H144V75L142 74ZM215 76H216V75H215ZM224 76H225V75H224ZM224 76H223V77H224ZM261 76H262V75H261ZM7 77H8V76H7ZM31 77H30V78H31ZM66 77H67V76H66ZM68 77H69V76H68ZM78 77H79V75H78ZM184 77H185V76H184ZM233 77H234V75H233ZM249 77H250V76H249ZM15 78H16V77H14V80H15ZM25 78H26V77H25ZM32 78H33V77H32ZM34 78H35V77H34ZM88 78H89V77H88ZM102 78H103V77H102ZM107 78H108V77H107ZM112 78H113V77H112ZM112 78H111V80H113ZM119 78H120V77H119ZM192 78H193V77H192ZM229 78H230V77H229ZM17 79H18V77L16 78V80H17ZM26 79H28V78H26ZM82 79H83V78H82ZM103 79H104V78H103ZM159 79H160V78H159ZM168 79H169V78H168ZM170 79H171V78H170ZM216 79H217V78H216ZM223 79H225V78H223ZM233 79H234V78H233ZM242 79H243V78H242ZM20 80H21V77H20ZM20 80H19V81H20ZM33 80H34V79H33ZM132 80H133V79H132ZM155 80H156V79H155ZM192 80H194V78H193ZM210 80H213V79H210ZM5 81H6V79H5ZM7 81H8V80H7ZM23 81H26V80L24 79ZM27 81H28V80H27ZM37 81H38V80H37ZM37 81H36V82H37ZM39 81H40V80H39ZM56 81H57V80H56ZM82 81H83V80H82ZM95 81H96V80H95ZM109 81H110V80H109ZM116 81H117V80H116ZM119 81H120V80H119ZM8 82L12 83L13 80H12V82H11V80L8 81ZM29 82H30V81H29ZM29 82H28V83H29ZM31 82H33V81H31ZM31 82H30V84H32ZM64 82H65V81H64ZM111 82H112V81H111ZM123 82H124V80H123ZM180 82H181V81H180ZM190 82L192 83V81H190ZM210 82H211V83H210ZM213 82H214V81H213ZM217 82H219V81H217ZM217 82H215V83L212 84V81H209V84H212L211 86H213V85L215 86V85H217ZM233 82H235V81H233ZM4 83H6V82H4ZM33 83H34V82H33ZM73 83H74V82H73ZM88 83H89V82H87V84H88ZM119 83H120V82H119ZM152 83H153V82H152ZM220 83H221V82H220ZM230 83H231V82H230ZM243 83H244V82H243ZM6 84H7V83H6ZM19 84H21V83L19 82ZM19 84L17 83V86H18ZM39 84H40V83H39ZM51 84H52V83H51ZM61 84H62V82H61ZM63 84H64V83H63ZM100 84H101V83H100ZM114 84H115V83H114ZM117 84H118V82H117ZM130 84H131V83H130ZM154 84H155V83H154ZM209 84H208L207 86H209ZM258 84H259V83H257V85H258ZM52 85H53V84H52ZM85 85H86V84H85ZM101 85H102V84H101ZM109 85H111V84L109 83ZM156 85H157V84H156ZM222 85H223V84H222ZM222 85H221V86H222ZM230 85H231V84H230ZM235 85H236V84H235ZM15 86H16V85H15ZM33 86H35V85H33ZM94 86H96V85H94ZM121 86H122V85H121ZM135 86H136V85H135ZM138 86H139V85H138ZM167 86H168V85H167ZM170 86H171V85H170ZM178 86H179V85H178ZM188 86H189V85H188ZM191 86H192V85H191ZM191 86H190V88H191ZM211 86H210V87H211ZM219 86H220V85H219ZM219 86H216V88L219 87ZM5 87H6V86H5ZM38 87H39V86H38ZM42 87H43V86H42ZM73 87H74V86H73ZM75 87H76V86H75ZM75 87H74V88H75ZM77 87H78V86H77ZM98 87H100V86H98ZM147 87H148V86H147ZM222 87H224V86H222ZM231 87H232V86H231ZM234 87H235V86H234ZM255 87H257V86H255ZM25 88H26V87H25ZM36 88H37V87H36ZM135 88H136V87H135ZM170 88H171V87H170ZM180 88H181V87H180ZM188 88H189V87H188ZM188 88H187V89H188ZM259 88H260V87H259ZM50 89H51V88H50ZM59 89H60V88H59ZM124 89H125V88H124ZM127 89H128V88H127ZM150 89H151V88H150ZM161 89H162V88L160 87V90H161ZM165 89H167V87H166ZM203 89H204L205 91H208V90H207V89H208L207 87H206V89H205V88H203ZM213 89H214L215 92H216V89H215V88H213ZM225 89H226V88L224 87V89H219V90H217V92L221 90V91L219 92V94H220V93H221L222 91H224ZM230 89H231V88H230ZM249 89H250V88H249ZM256 89H257V88H256ZM5 90H6V88H5ZM29 90H30V89H29ZM43 90H44V89H43ZM90 90H91V88H90ZM95 90H96V89H95ZM113 90H114V89H113ZM145 90H146V89H145ZM151 90H153V89H151ZM154 90H155V89H154ZM157 90H158V89H157ZM177 90H182V89H178V88H177ZM209 90H210V89H209ZM232 90H233V89H232ZM236 90H237V88H236ZM44 91H45V90H44ZM47 91H48V90H47ZM64 91H65V90H64ZM66 91H67V90H66ZM68 91H69V89H68ZM72 91H73V90H72ZM72 91L70 90V92H72ZM104 91H105V90H104ZM168 91H169V90H167V92H168ZM192 91H193V90H192ZM212 91H213V90H212ZM258 91H259V90H257V92H258ZM0 92H1V91H0ZM6 92H7V91H6ZM17 92H18V91H17ZM38 92H39V91H38ZM84 92H85V91H84ZM92 92H93V91H92ZM115 92H116V91H115ZM133 92H134V91H133ZM151 92H152V91H151ZM151 92H150V93H151ZM158 92H159V91H158ZM160 92H161V91H160ZM160 92H159V93H160ZM163 92H164V91H163ZM202 92H203V90H202ZM228 92H229V91H227V93H228ZM22 93H23V92H22ZM73 93H74V92H73ZM90 93H91V92H90ZM93 93H95V92H93ZM109 93H110V92H109ZM113 93H114V92H113ZM138 93H139V92H138ZM141 93H142V92H141ZM153 93H154V92H153ZM161 93H162V92H161ZM168 93H169V92H168ZM176 93H178V92H176ZM179 93H180V91H179ZM205 93H206V92H205ZM231 93H233V92H231ZM246 93H247V92H246ZM254 93H255V92H254ZM0 94H3V95H4V93H0ZM29 94H30V93H29ZM48 94H49V93H48ZM71 94H72V93H71ZM77 94H78V92H77ZM77 94H76V95H77ZM107 94H108V93H107ZM146 94H147V93H146ZM148 94H149V91H148ZM154 94H155V93H154ZM180 94H182V92H181ZM180 94H179V95H180ZM190 94H191V93H190ZM222 94H223V92H222ZM225 94H226V92L224 93V96H225ZM236 94H237V93H236ZM236 94H235V95H236ZM251 94H252V93H251ZM259 94H260V93H259ZM34 95H35V93H34ZM81 95H82V94H81ZM93 95H94V94H93ZM110 95H111V94H109V97H110ZM114 95H115V94H114ZM128 95H129V94H127V96H128ZM131 95H132V94H131ZM135 95H136V94H135ZM143 95H144V93H143ZM161 95L163 96V94H161ZM165 95H166V94H165ZM165 95H164V96H165ZM172 95H174V93H173ZM179 95H178V97H176V98H174L175 95L172 96V97H173V99H176V100H177V98H179ZM185 95H186V94H185ZM213 95H216V93H214ZM229 95H231V94H229ZM233 95H234V93H233ZM235 95H234V96H235ZM14 96H15V95H14ZM27 96H28V95H27ZM49 96H50V95H49ZM49 96H48V97H49ZM145 96H146V95H145ZM152 96H153V95H152ZM168 96H169V95H168ZM168 96L166 95V97H168ZM189 96H190V95H189ZM206 96H207V95H206ZM218 96H219V95H218ZM231 96H232V95H231ZM0 97H1V96H0ZM33 97H34V96H33ZM35 97H36V96H35ZM37 97H39V95H37ZM42 97H43V96H42ZM45 97H46V96H45ZM80 97H81V96H80ZM112 97H113V96H112ZM133 97H134V96H133ZM146 97L149 98V97H150V94H149V96L147 95ZM155 97H156V96H155ZM184 97H185V96H184ZM184 97H182V98H184ZM202 97H203V96H201V99H202ZM208 97H209V96H208ZM216 97H217V96H216ZM228 97H229V96H228ZM228 97H226V98H228ZM250 97H252V96H250ZM260 97H262V96H260ZM2 98H3V97H2ZM7 98H8V96H7ZM13 98H14V97H13ZM19 98H20V95L18 96V99H19ZM52 98H54V97L52 96ZM58 98H59V97H58ZM82 98H83V97H82ZM91 98H92V97H91ZM124 98H125V97H124ZM128 98H130V96H129ZM128 98H127V99H128ZM136 98H137V97H136ZM159 98H161V97L159 96ZM196 98H197V97H196ZM203 98H204V97H203ZM210 98H211V97H210ZM212 98H214V96H213ZM226 98H224V100H225ZM263 98H264V97H263ZM0 99H1V98H0ZM4 99L7 100L6 98H4ZM10 99H11V103L13 104V102H12V98H10ZM24 99H25V98H24ZM73 99H74V98H73ZM97 99H99V98H97ZM97 99H96V100H97ZM137 99H138V98H137ZM166 99H167V98H165L164 100H166ZM214 99H215V98H214ZM218 99H219V98H218ZM221 99H222V98H221ZM237 99H238V98H237ZM5 100H2V101H5ZM26 100H27V99H26ZM31 100H32V99H30V102H31ZM38 100H40V99H38ZM45 100H46V99H45ZM94 100H95V99H94ZM100 100L102 101V99H100ZM146 100H147V99H146ZM146 100H145V101H146ZM152 100H155V99H152ZM170 100H171V99H170ZM194 100H195V99H194ZM197 100H198V99H197ZM202 100H203V99H202ZM202 100H200V101H202ZM222 100H223V99H222ZM7 101H8V102H6V103H9V101H10L9 98H8ZM16 101H17V100H16ZM20 101H21V100H20ZM22 101H24V100H22ZM32 101H33V100H32ZM48 101H49V100H48ZM56 101H57V100H56ZM56 101H54V102H56ZM75 101H76V100H75ZM97 101H98V100H97ZM124 101H125V100H124ZM161 101H163V100H161ZM168 101H169V100H168ZM171 101H172V100H171ZM219 101H220V100H219ZM228 101H230V98H229ZM243 101H244V100H243ZM245 101H246V99H245ZM255 101H256V99H255ZM28 102H29V101H28ZM65 102H66V101H65ZM128 102L130 103V101H128ZM128 102H127V103H128ZM134 102H135V101H134ZM134 102H133V103H134ZM148 102H149V101H148ZM148 102H147V103H148ZM154 102H155V101H154ZM163 102L165 103V101H163ZM177 102H180V101L177 100ZM185 102H186V101H185ZM190 102H191V101H190ZM207 102H208V101H207ZM216 102H218V101H216ZM221 102H222V101H221ZM232 102H233V101H232ZM2 103H3V102H2ZM15 103H16V102H15ZM15 103H14V105H15ZM36 103H37V102H36ZM42 103L44 104V102H42ZM42 103H41V105H42ZM52 103H53V102H52ZM58 103H59V102H58ZM76 103H78V102H76ZM123 103H125V102H123ZM131 103H132V100H131ZM131 103H130V105H131ZM137 103H138V102H137ZM147 103H145V104H147ZM149 103H150V102H149ZM157 103H158V102H157ZM159 103H160V102H159ZM170 103H171V102H170ZM170 103H169V104H170ZM180 103H181V102H180ZM180 103H178V104H180ZM183 103H184V102H183ZM193 103H194V102H193ZM200 103H202V102H200ZM205 103H206V102H205ZM209 103H210V102H209ZM224 103H226V100L223 102V104H224ZM34 104H35V103H34ZM80 104H81V103H80ZM115 104H116V103H115ZM117 104H118V103H117ZM125 104H126V103H125ZM125 104H124V105H125ZM142 104H143V103H142ZM145 104H144V105H145ZM160 104H161V103H160ZM166 104H168V102H167ZM178 104H176L175 106H178ZM181 104H182V103H181ZM188 104H190V103H188ZM213 104H214V103H213ZM215 104H216V103H215ZM218 104H219V103H218ZM218 104H216V105H218ZM221 104H222V103H221ZM23 105H24V104H23ZM31 105H32V104H31ZM38 105H39V104H38ZM62 105H63V104H62ZM65 105H66V104H65ZM72 105H73V104H72ZM78 105H79V104H78ZM83 105H84V104H83ZM124 105H122V108H124V107H123ZM130 105H129V106H130ZM139 105H140V104H139ZM163 105H164V104H163ZM184 105H185V104H184ZM184 105H182V106H184ZM202 105H203V104H202ZM216 105H215V106H216ZM254 105H255V104H254ZM256 105H257V104H256ZM5 106H8V105H5ZM63 106H64V105H63ZM118 106H119V104H118ZM137 106H138V105H137ZM137 106H136V107H137ZM148 106H149V105H148ZM166 106H167V105H166ZM170 106H171V105H170ZM185 106H187V105H185ZM189 106H190V105H189ZM195 106L197 107V106H199V104H198V105H195ZM206 106H207V108H208V105H207V104L205 105V107H206ZM220 106H221V105H220ZM229 106H230V105H229ZM233 106H234V105H233ZM233 106H231V107H233ZM248 106H249V105H248ZM259 106H260V105H259ZM17 107H18V106H17ZM17 107H15V108H17ZM28 107H29V106H28ZM49 107H50V106H49ZM57 107H58V106H57ZM88 107H89V106H88ZM96 107H97V106H96ZM98 107H99V106H98ZM104 107H105V106H104ZM125 107H126V105H125ZM130 107H131V106H130ZM142 107H143V106H142ZM149 107H151V106H149ZM157 107H158V105H157ZM179 107H180V105H179ZM200 107H202V106H200ZM203 107H204V106H203ZM216 107H217V106H216ZM224 107H225V106H224ZM224 107H223V108H224ZM254 107H255V106H254ZM261 107H262V106H261ZM5 108H6V107H4V109H2V110L4 111V113H5V110H6ZM7 108H8V107H7ZM9 108H10V107H9ZM9 108H8V109H9ZM34 108H35V107H34ZM36 108H37V107H36ZM39 108H40V107H39ZM39 108H38V109H39ZM80 108H81V107H80ZM132 108H133V107H132ZM134 108H135V107H134ZM154 108H155V107H154ZM162 108H165V107H162ZM172 108H173V107H172ZM172 108H171V109H172ZM181 108H182V107H181ZM186 108H187V107H185L184 109H186ZM189 108H190V107H189ZM191 108H195V107H191ZM210 108H212V107H210ZM226 108H227V107H226ZM229 108H230V107H229ZM252 108H253V107H252ZM263 108H264V107H263ZM8 109H7V110H8ZM32 109H33V108H32ZM32 109L30 110V112L32 111ZM56 109H57V108H56ZM56 109H55V110H56ZM69 109H70V108H69ZM171 109H170V110H171ZM187 109H188V108H187ZM200 109H201V108H200ZM205 109H206V108H205ZM213 109H214V105H213ZM260 109H261V110H260ZM2 110H1V111H2ZM7 110H6V111H7ZM35 110H36V109H35ZM71 110H72V109H71ZM114 110H115V109H114ZM119 110H121V108H120ZM122 110L124 111V109H122ZM129 110H131V109H129ZM129 110H128V111H129ZM143 110H145V109H143ZM164 110H165V109H164ZM164 110H163V111H164ZM174 110H175V107H174ZM176 110H179V109H176ZM176 110H175V111H176ZM180 110H181V109H180ZM182 110H183V109H182ZM201 110H202V109H201ZM217 110H219V107H217ZM229 110H230V109H229ZM241 110H242V109H241ZM245 110H246V109H245ZM255 110H257V111L260 110V112H261V111H262V108L259 107V109H258V107H257V109H255ZM1 111H0V112H1ZM18 111H19V110H18ZM20 111H21V110H20ZM24 111H26V109H25ZM41 111H42V110H41ZM61 111H63V110H61ZM75 111H76V110H75ZM96 111H97V109H96ZM104 111H106V110H104ZM108 111H109V110H108ZM140 111H141V110H140ZM146 111H148V108H147ZM152 111H155V109L152 110ZM156 111H157V109H156ZM168 111H169V110H168ZM183 111H184V110H183ZM186 111H187V110H186ZM214 111H216V110H214ZM222 111H223V110H222ZM242 111L244 112V110H242ZM257 111H256V112H257ZM7 112H8V111H7ZM51 112H52V111H51ZM85 112H87V111H85ZM121 112H122V111H120V113H121ZM130 112H132V111H130ZM204 112H205V110H204ZM211 112H212V111H211ZM228 112H229V111H228ZM239 112H240L239 115H238V112H237L236 114L233 113L234 115H238V116H240V117L237 116V118H238L237 120H238V121L236 120V116H235V117L232 116V117L235 118V120H236V122H235L234 124L232 123V121H231V119H230L229 117H228V118H229L230 120H229L228 122L225 121V122H227V125L231 127L230 129L233 128V129H234V132L237 130V131L235 132L236 134H234V133L230 134L231 131L233 132V129L230 130V132H227L226 127H222L221 130L224 128V130H226V131L222 130V132H221L220 129L218 130V129H216V128L214 127V128L216 129V131L219 133V134H217V135H218V136H221V135H222V138H224V137H223L224 134H226V135H227V133L230 134V135H228V136H231V137H227V136L225 135L226 138L224 139L225 141L228 142V144H229V142H231V140H232L233 137H234V139H235V136H233V134L236 135V137H238V139H240L241 136L244 137L243 135H245V134H243V133H244V129L241 128V125H238V124H237V122H239V118H241V117H242V118H241L242 120L240 119V120H241L240 122H241V123L246 122V121H243V120H245V119H244V116H243L244 113H242L241 111H239ZM4 113H3V114H4ZM27 113H28V112H27ZM31 113H32V112H31ZM47 113H48V112H47ZM47 113H46V114H47ZM77 113H78V112H77ZM77 113H76V114H77ZM81 113H82V112H81ZM81 113H79V115H80ZM123 113H124V112H123ZM143 113H144V112H143ZM158 113H159V112H158ZM171 113H172V112H171ZM185 113H186V112H185ZM201 113H203V112H201ZM247 113H248V112H247ZM258 113H259V111H258ZM28 114H30V113H28ZM34 114H35V113H34ZM37 114H38V113H37ZM71 114H72V113H71ZM92 114H93V113H92ZM95 114H96V113H95ZM98 114H99V113H98ZM109 114H110V113H109ZM127 114H129V113H127ZM163 114H164V113H163ZM163 114H161V116H162ZM172 114H173V113H172ZM182 114H183V113H182ZM187 114H188V113H187ZM198 114H199V113H198ZM205 114H206V112H205ZM209 114H210V113H208V115H209ZM215 114H216V113H215ZM241 114H242V115H241ZM250 114L253 115V113H250ZM259 114H261V113H259ZM9 115H11V113H10ZM26 115H27V114H26ZM72 115H73V114H72ZM96 115H97V114H96ZM96 115H95V117H96ZM106 115H107V114H106ZM129 115H130V114H129ZM151 115H153V113H152ZM155 115H156V114H154L153 116H155ZM170 115H171V114H170ZM175 115H176V114H175ZM199 115H200V114H199ZM211 115H212V114H211ZM230 115H231V114H230ZM252 115H251V116H252ZM19 116H20V115H19ZM61 116H62V115H61ZM69 116H70V115H69ZM143 116H144V115H143ZM163 116H165V114H164ZM167 116H169V115H167ZM173 116H174V115H173ZM192 116H193V114H192ZM192 116H190V117H192ZM206 116H207V115H206ZM219 116H220V114H219ZM3 117H4V116L2 115V118H3ZM23 117H24V116H23ZM78 117H79V116H78ZM97 117H98V115H97ZM104 117H105V116H104ZM109 117H111V116H109ZM132 117H133V116H132ZM146 117L148 118V114L146 115ZM149 117H150V116H149ZM158 117H159V116H158ZM158 117H157V118H158ZM177 117H178V116H177ZM194 117H195V115H194ZM212 117H213V116H212ZM216 117H217V116H216ZM253 117H255V115H254ZM257 117H258V116H257ZM11 118H13V117H11ZM21 118H22V117H21ZM29 118H30V117H29ZM43 118H44V117H43ZM83 118H84V116H83ZM121 118H122V116H121ZM128 118H130V116H129ZM147 118H146L145 120L148 121ZM154 118H155V117H154ZM163 118H166V117H163ZM163 118H162L161 120H164ZM187 118H188V117H187ZM202 118H203V117H202ZM205 118H206V117L203 118V121H204ZM213 118H214V117H213ZM228 118H227V119H228ZM0 119H1V118H0ZM4 119H5V118H4ZM24 119H25V118H24ZM30 119H31V118H30ZM35 119H36V118H35ZM35 119H33V120H35ZM68 119H69V118H68ZM94 119H96V118H94ZM123 119H124V118H123ZM140 119H141V118H140ZM149 119H150V118H149ZM169 119H170V117H169ZM174 119H175V118H174ZM179 119H180V118H179ZM182 119H184V116H183ZM199 119H200V117H199L197 120H199ZM17 120H18V119H17ZM26 120H27V119H26ZM48 120H49V119H48ZM65 120H66V119H65ZM98 120H100V119H98ZM115 120H116V119H115ZM115 120H114V121H115ZM134 120H135V119H134ZM190 120H191V118H190ZM206 120H207V118H206ZM225 120H226V119H225ZM246 120H247V119H246ZM13 121H15V120L13 119ZM13 121H12V123H13ZM27 121H29V120H27ZM31 121H32V120H31ZM43 121H44V120H43ZM43 121H42V122H43ZM59 121H60V120H59ZM59 121H58V122H59ZM114 121H112V122H114ZM125 121H126V120H125ZM131 121H132V120H131ZM138 121H139V120H138ZM141 121H142V120H141ZM141 121H140V122H141ZM192 121H193V118H192ZM192 121H191V122H192ZM195 121H196V120H195ZM208 121H209V120H208ZM216 121H219V119H218V120L216 119ZM9 122H10V120H9ZM9 122H8V123H9ZM18 122H19V121H18ZM36 122H37V121H36ZM45 122H46V121H45ZM45 122L41 123V121H40V125H41V127H42V124H45ZM61 122H62V121H61ZM73 122H74V121H73ZM75 122H76V120H75ZM84 122H86V121H84ZM96 122H97V121H96ZM104 122H105V121H104ZM121 122H122V121H121ZM129 122H130V120H129ZM144 122H145V121H144ZM159 122H160V121H159ZM167 122H168V121H167ZM178 122H179V121H178ZM180 122H181V121H180ZM191 122H189V123H191ZM199 122H201V121L199 120L198 123H196V124L199 125ZM204 122H206V121H204ZM209 122H210V121H209ZM209 122H207V124H209ZM212 122L214 123V120H213V119H212ZM219 122H220V121H219ZM223 122H224V121H223ZM223 122H220V123L223 125ZM229 122H230V124H229ZM240 122H239V124H240ZM257 122H258V121H257ZM12 123H11V124H12ZM16 123H17V122H16ZM25 123H26V122H25ZM33 123H34V122H33ZM38 123H39V122H38ZM86 123H87V122H86ZM98 123H99V122H98ZM98 123H97V124H98ZM126 123H127V122H126ZM153 123H154V122H153ZM162 123H163V122L161 121V122H160V126L158 125L159 127H157V128H158V129L156 130L157 132L160 130L159 128H161V124H162ZM184 123H186L187 125L189 124L188 121H187V122H184ZM22 124H23V122H22ZM34 124H36V123H34ZM52 124H53V123H52ZM55 124H56V122H55ZM64 124H65V123H64V121H63L61 125L64 126ZM94 124H95V123H94ZM103 124H104V123H103ZM131 124H132V123H131ZM137 124H138V123H137ZM149 124H150V122H149ZM155 124H156V123H155ZM158 124H159V123H158ZM163 124L166 125L167 123H163ZM180 124H181V123H180ZM180 124H179L178 126H180ZM182 124H183V123H182ZM193 124H194V123H193ZM216 124H217V123H216ZM231 124L233 125V127H232ZM245 124H246V123H245ZM14 125H15V124H14ZM14 125H13V126H14ZM25 125H26V124H25ZM40 125H39L38 127H40ZM46 125H47V124H46ZM100 125H101V124H100ZM116 125H117V124H116ZM120 125H121V123H120ZM142 125H143V124H142ZM151 125L153 126V124H151ZM198 125H196V126L193 125V126L196 128V130H195V128H194V130L192 129V132H195V131H196L195 133H199V132H200V129H199V132H198V130H197V129L199 128V127L197 128ZM213 125H214V124H213ZM222 125H221V126H222ZM224 125H225V124H224ZM224 125H223V126H224ZM234 125L237 126L236 130H235V128H234V127H236V126H234ZM18 126H19V125H18ZM47 126H48V125H47ZM63 126H60V127H63ZM81 126H82V125H81ZM90 126L93 127L92 124H91ZM98 126H99V125H98ZM124 126H125V125H124ZM138 126H139V125H138ZM145 126H147V125H145ZM149 126H150V125H149ZM155 126H156V125H155ZM163 126H164V125H163ZM163 126H162V127H163ZM176 126H177V124H176ZM189 126H190V125H189ZM202 126H203V124H202ZM202 126H201V129H202ZM209 126H210V125H209ZM228 126H227V128L229 129ZM252 126H253V125H252ZM7 127H8V125H7ZM36 127H37V126H36ZM41 127H40V128H41ZM43 127H44V126H43ZM60 127H58V129H59ZM69 127H70V126H69ZM71 127H72V126H71ZM87 127H88V126H87ZM96 127H97V126H96ZM113 127H114V124H113ZM117 127H118V125H117ZM126 127H127V126H126ZM217 127H219V126L217 125ZM242 127H243V126H242ZM12 128H13V127H12ZM16 128H17V125H16ZM22 128H23V127H22ZM28 128H29V127H28ZM77 128H78V127H77ZM94 128H95V127H94ZM101 128H102V127H100V129H101ZM103 128H104V126H103ZM106 128H107V127H106ZM109 128H110V127H109ZM115 128H116V126H115ZM128 128H129V127H128ZM139 128H141V127H139ZM163 128H164V127H163ZM171 128H172V127H171ZM184 128H185V127H184ZM204 128H205V127H204ZM240 128H241V129H240ZM7 129H8V128H7ZM7 129H6V130H7ZM23 129H24V128H23ZM23 129H22V130H23ZM37 129H38V128H37ZM53 129H54V128H53ZM56 129H57V128H56ZM67 129H68V128H67ZM67 129H66V130H67ZM69 129H70V128H69ZM72 129H73V128H72ZM84 129H85V128H84ZM86 129H87V128H86ZM98 129H99V128H98ZM100 129H99V130H100ZM116 129H117V128H116ZM150 129H151V128H150ZM161 129H162V128H161ZM175 129H176V128H175ZM187 129H188V127L185 128L184 130H182V128H181V129H180L181 132L179 131V132L181 133V135H182V136L179 135V136H181V139H179V142H180L181 144L184 142V139H183L184 136H186V135L188 134V133L186 134V133L184 132L185 135L183 136L182 131H185V130H186V131L188 132L189 129H188V130H187ZM208 129L210 130V128L207 126V133H208V131H209ZM212 129H213V128H212ZM215 129H214V130H215ZM238 129H239L240 131H241V130H242V131L240 132ZM4 130H5V129H4ZM6 130H5V131H6ZM13 130H14V128H13ZM13 130H12V131H13ZM17 130H19V129H17ZM17 130H16L15 132L18 133ZM24 130H25V129H24ZM27 130H28V129H27ZM35 130H36V129H35ZM35 130H34V131H35ZM39 130H40V129H39ZM49 130H50V128H49ZM51 130H52V129H51ZM64 130H65V129H64ZM64 130H61V132L64 131ZM76 130H77V129H76ZM93 130H94V129H93ZM93 130H90V131H93ZM95 130H96V128H95ZM103 130H104V129H103ZM124 130H125V128H124ZM135 130H136V129H135ZM146 130H147V128H146ZM146 130H145V132H146ZM148 130H149V129H148ZM154 130H155V127H154ZM166 130H167V129H166ZM203 130H205V133H201V134H203V135L205 134V136H206V129H203ZM255 130H256V128H254V131H255ZM8 131L10 132L9 129H8ZM45 131H46V130H45ZM53 131H54V130H53ZM55 131H56V130H55ZM70 131H71V130H70ZM73 131H75V130L73 129ZM79 131H80V130H79ZM83 131H84V130H83ZM83 131H80V132L83 133ZM87 131H88V130H87ZM90 131H89L88 133L86 132L87 135H88V134L90 135ZM100 131H101V130H100ZM128 131H129L130 133L132 132V131H130V129H128ZM138 131H139V130H138ZM138 131H135V133L138 132ZM151 131H152V130H151ZM173 131H174V129H173L172 131H170V132H171L170 134H172ZM219 131H220L221 133H223V134L220 135V132H219ZM238 131H239L240 133H239ZM250 131H251V130H250ZM252 131H253V130H252ZM260 131H261V130H260ZM263 131H264V130H263ZM3 132H4V131H3ZM15 132H12V134H11V135H12V136H11V140L13 139V136H14L13 134H15ZM22 132H23V131H22ZM22 132H20V134H21ZM36 132L39 134L38 130H37ZM36 132H35V135H36ZM41 132H42V131H41ZM41 132H40V133H41ZM47 132H48V131H47ZM47 132H46V135H47ZM49 132H50V131H49ZM75 132H77V131H75ZM75 132H73V134H72V132H71L72 136L75 135V134H78V132H77V133H75ZM84 132H85V131H84ZM109 132H110V130H109ZM112 132H113V131H112ZM120 132H121V131H120ZM133 132H134V131H133ZM145 132H144V133H145ZM154 132H155V131H154ZM154 132H152V133H154ZM157 132L154 133L153 137L156 136L155 134H157ZM160 132H161V131H160ZM203 132H204V131H203ZM17 133H16V134H17ZM24 133H25V131H24ZM26 133H27V132H26ZM30 133H31V132H30ZM44 133H45V132H44ZM44 133H43V134H44ZM57 133H58V132H57ZM57 133H56V134H57ZM100 133H101V132H100ZM113 133L115 134V130H114ZM113 133H112V135L114 136ZM121 133H122V132H121ZM123 133H124V132H123ZM149 133L151 134L150 131H149ZM190 133H191V132H190ZM238 133H239V134H238ZM245 133H246V132H245ZM1 134H2V136H0V137H3L4 133H0V135H1ZM6 134H7V133H6ZM16 134H15V135H16ZM31 134H32V133H31ZM52 134H53V133H52ZM98 134H99V133H98ZM119 134H120V133H119ZM145 134H147V133H145ZM170 134H169V135H170ZM240 134H241V135H240ZM254 134H255V133H253L252 135L254 136ZM261 134H262V133H261ZM18 135H19V133H18ZM18 135H16V136H17V137H21V136H18ZM22 135H23V134H22ZM26 135H29V134H26ZM58 135H59V134H58ZM60 135H61V134H60ZM60 135H59V137H60ZM63 135H64V134H62V136H63ZM80 135H81V133H79V136H80ZM95 135H97V134H95ZM112 135H111V136H112ZM124 135H126V134H124ZM129 135H130V134H129ZM132 135H133V134H132ZM164 135H165V133H164ZM193 135H195L194 137H195V141H196V137L199 136V135H196V134H193ZM193 135H190V134H189L190 138H192L191 136H193ZM9 136H10V135H9ZM9 136H8V138H9ZM16 136H15V137H16ZM33 136H34V135H33ZM33 136H32V137H33ZM64 136H65V135H64ZM75 136H76V135H75ZM81 136H83V135H81ZM91 136H92V135H91ZM103 136H104V135H103ZM116 136H117V135H116ZM119 136H120V135H119ZM126 136H127V135H126ZM133 136H134V135H133ZM136 136H137V134H136ZM209 136H210V135H209ZM214 136H215V135H214ZM239 136H240V137H239ZM248 136H249V135H248ZM23 137H25V136H23ZM34 137H35V136H34ZM36 137H37V136H36ZM43 137H45V136H43ZM53 137H54V136H53ZM56 137H58V136H56ZM56 137H54V138H56ZM85 137H86V136H85ZM87 137H89V136H87ZM117 137H118V136H117ZM130 137L132 138L131 135H130ZM143 137H144V135H143ZM151 137H152V136H151ZM159 137H161V136H158V138H159ZM201 137H202V136H201ZM8 138H7V143L9 144L10 142H8V140H9L10 138H9V139H8ZM27 138H28V137H27ZM38 138H39V137H38ZM54 138H53V139H54ZM72 138L75 139L76 137H71V139H72ZM81 138H83V137H81ZM91 138H92V137H91ZM93 138H94V137H93ZM96 138H97V137H96ZM96 138H95V139H96ZM101 138H102V137H101ZM107 138H108V137H107ZM119 138H120V137H119ZM119 138H117V139L119 140ZM121 138H123V137L121 136ZM134 138H135V136H134ZM213 138H214V137H213ZM216 138H218V137L215 136V139H216ZM244 138H245V137H244ZM244 138H242V139L244 140ZM3 139H4V137H3ZM18 139H19V138H18ZM23 139H25V138H23ZM29 139H32V138L29 137ZM41 139H42V137H41ZM44 139H45V138H44ZM50 139L52 140L51 137H50ZM68 139L70 140V137H69ZM84 139H85V138H84ZM84 139H82V140H84ZM88 139H89V138H88ZM111 139H112V138H110V136H109V139H108V140L111 141ZM123 139H124V138H123ZM126 139H127V138H126ZM132 139H133V138H132ZM147 139H148V138H147ZM149 139H150V136H149ZM152 139H153V138H152ZM165 139H166V138H165ZM173 139H174V140H173ZM173 139H172L171 141H173V143H174V142H175V137H173ZM1 140H2V139H1ZM4 140H5V139H4ZM11 140H9V141H11ZM19 140H20V139H19ZM19 140H18V141H19ZM21 140H22V139H21ZM21 140H20V141H21ZM27 140H28V139H27ZM27 140H26V141H27ZM35 140H36V139H35ZM35 140H32V141H35ZM38 140H39V139H38ZM57 140H58V138H57ZM64 140H65V139H64ZM91 140H92V139H91ZM93 140H94V139H93ZM98 140H99V138H98ZM98 140H97V142H99ZM113 140H114V139H113ZM118 140H117V141H118ZM127 140L129 141L130 139H127ZM134 140H135V139H134ZM137 140H138V138H137ZM167 140H168V138H167ZM169 140H170V139H169ZM180 140H182L183 142H181ZM185 140H186V138H185ZM188 140H190V139H188ZM202 140H203V139H202ZM202 140H201V141H202ZM243 140H242V141H243ZM256 140H257V139H256ZM60 141H61V140H60ZM60 141H59V142H60ZM105 141H106V139H103V142H101V144L104 145V144H105V143H104ZM110 141H109V143H110ZM115 141H116V139H115ZM117 141H116V142H117ZM128 141H126V142H128ZM130 141H131V140H130ZM204 141H205V139H204ZM211 141H212V140H211ZM242 141H241V142H242ZM261 141H262V140H261ZM23 142H25V141H23ZM30 142H31V141H30ZM30 142H29V143H30ZM38 142H39V141H37V143H36V141H35L36 144H35V143H34V144L37 146ZM57 142H58V141H57ZM84 142H85V141H84ZM86 142H87V141H86ZM95 142H96V141H95ZM95 142H94V143H95ZM121 142H123V141H121ZM132 142H133V140H132ZM135 142H137V141H135ZM141 142H142V139H141L140 143H141ZM165 142H166V141H165ZM179 142H178V143H179ZM198 142H199V141H198ZM198 142H197V143H198ZM205 142H206V141H205ZM236 142H237V141L235 140V144H236ZM256 142H257V141H256ZM2 143H4V141H2ZM16 143H17V141H16ZM19 143H20V142H19ZM19 143H17V144H19ZM25 143H26V142H25ZM29 143H28V145H30ZM32 143H33V142H31V145H32ZM43 143H44V141H43ZM55 143H56V142H55ZM55 143H54V144H55ZM63 143H64V142H63ZM75 143H76V142H75ZM79 143H80V141L78 142V144H79ZM81 143H82V142H81ZM89 143H90V142H89ZM118 143H119V142H118ZM140 143H138V144H140ZM154 143H155V142H154ZM159 143H161V142H159ZM173 143H172V144H173ZM178 143H177V145H179ZM186 143H187V142H186ZM194 143H195V142H194ZM232 143H234V142H232ZM250 143H251V142H250ZM11 144H12V143H11ZM13 144H14V142H13ZM13 144H12V145H13ZM21 144H22V142H21ZM21 144L17 145L16 148H18V146H19V148L22 147V146H20ZM26 144H27V143H26ZM44 144H45V143H44ZM54 144H53V145H54ZM57 144H59V143H57ZM68 144H69V142H68ZM71 144H73V143H71ZM106 144H107V143H106ZM110 144H111V143H110ZM110 144H108V147H109ZM151 144L154 145V147H155V145H156V144H153V143H151ZM166 144H167V143H166ZM174 144H175V143H174ZM189 144H190V141L187 143V147L190 146ZM191 144H193V143L191 142ZM198 144H199V143H198ZM230 144H231V143H230ZM248 144H249V143H248ZM0 145H3V144H0ZM6 145H7V144H4L3 146H6ZM12 145H11V146H12ZM15 145H16V144H15ZM15 145H14V146H15ZM22 145H23V144H22ZM51 145H52V144H51ZM63 145H64V144H62V148H63ZM89 145H90V144H89ZM121 145H122V144H121ZM126 145H127V143H126ZM131 145H133V144L131 143ZM140 145H141V144H140ZM170 145H171V142H170ZM170 145L168 146V148L171 147ZM175 145H176V144H175ZM200 145H201V144H200ZM202 145H203V144H202ZM223 145H224V144H223ZM237 145H238V144H237ZM11 146H9L10 148H9V147H8V148L11 149ZM25 146H27V145H25ZM36 146H34V147H36ZM41 146H42V145H41ZM46 146H47V145H46ZM46 146H45V147H46ZM49 146H50V145H49ZM91 146H93V145H91ZM110 146H111V145H110ZM115 146H117V145L115 144ZM115 146H114V147H115ZM133 146H136V145H133ZM133 146H132L131 150H133ZM138 146H139V145H138ZM138 146H137V148L140 147V146H139V147H138ZM162 146H163V144H161V147H162ZM164 146H166V145H164ZM179 146H180V145H179ZM224 146H225V145H224ZM230 146H232V145H230ZM254 146H255V145H254ZM260 146H262V145L260 144ZM0 147L2 148V146H0ZM54 147L58 148L57 145H56V146L54 145ZM54 147H53V148H54ZM59 147H60V146H59ZM64 147H65V146H64ZM84 147H85V146H84ZM142 147H143V145H142ZM152 147H153V146H152ZM154 147H153V149H154ZM161 147H160V149H159V147H158V150H161ZM172 147H173V150L171 149ZM172 147H171L169 150L174 151V149L176 150V147H177V146H176V147H175V146H172ZM180 147H181V146H180ZM182 147H183V146H182ZM182 147H181V148H182ZM193 147H194V146H193ZM200 147H201V146H200ZM233 147H234V146H233ZM240 147H241V146H240ZM248 147H249V146H247V148H248ZM251 147L253 148V146H251ZM255 147H256V146H255ZM16 148H14L13 150H16ZM22 148H25V147H22ZM22 148H21V149H22ZM53 148H52V150H53ZM88 148H89V147H88ZM94 148H96V147H94ZM94 148H93V149H94ZM100 148H101V145H100ZM105 148H106V147H105ZM105 148H102V150L105 149ZM115 148H116V147H115ZM224 148H225V147H224ZM2 149H3V148H2ZM21 149H20V151H22ZM25 149L27 150V148H25ZM29 149H30V148H29ZM29 149H28V150H29ZM31 149L33 150V148H31ZM31 149H30L29 151H31ZM38 149H41V148H40V147H39V148L37 147L36 150L38 151ZM48 149H49V147H48ZM50 149H51V148H50ZM58 149L60 150L61 147L58 148ZM64 149H65V148H64ZM66 149H67V148H66ZM83 149H84V148H83ZM83 149H82V150H83ZM89 149H90V148H89ZM111 149H112V148H111ZM121 149H122V148H121ZM141 149H142V148H141ZM147 149H148V147H147ZM151 149H152V148H151ZM179 149H180V148H179ZM186 149H187V148H186ZM189 149H190V148H189ZM189 149H188V150H189ZM195 149H196V148H195ZM0 150H1V149H0ZM54 150H55V149H54ZM59 150H58V151H59ZM82 150H81V151H82ZM95 150H97V149H95ZM98 150H99V146H98ZM109 150H110V148H109ZM117 150H118V149H117ZM129 150H130V149H129ZM137 150H138V149H137ZM177 150H178V149H177ZM184 150H185L184 148H183V151H182V149H180V151H182V152H184ZM192 150H193V149H192ZM197 150H198V149H197ZM262 150H263V149H262ZM4 151H5V150H4ZM4 151H2V152H4ZM49 151H51V150H49ZM58 151H57V152H58ZM65 151H66V150H65ZM65 151L60 150L61 153L65 152ZM70 151H71V150H70ZM81 151H80V153H81ZM86 151H87V150H86ZM88 151H90V150H88ZM100 151H101V150H100ZM103 151H104V150H103ZM115 151H116V149H115ZM120 151H121V150H120ZM123 151H124V150H123ZM127 151H128V150H127ZM149 151L152 153V150H149ZM149 151H147V152L145 151V154H144V155H146V153L148 154V155H146V157H149V156H150V155H149V154H150ZM155 151L157 152V150H155ZM172 151H170V152H172ZM189 151H190V150H189ZM247 151H248V150H247ZM250 151H251V150H250ZM259 151H260V150H259ZM0 152H1V151H0ZM12 152H13V151H12ZM15 152H16V151H15ZM22 152H25L24 149H23ZM22 152H21V153H22ZM31 152H32V151H31ZM42 152H44V151H42ZM52 152H53V151H52ZM55 152H56V150H55ZM57 152H56V153H57ZM67 152H68V151H67ZM83 152H85V151L83 150ZM96 152H97V151H96ZM129 152H130V151H129ZM148 152H149V153H148ZM166 152L169 153L168 151H166ZM175 152H176V151H175ZM187 152H188V151H187ZM187 152H186V153H187ZM216 152H217V151H216ZM226 152H227V151H226ZM236 152H237V151H236ZM254 152H255V151H254ZM254 152H253V153H254ZM8 153H9V152H8ZM21 153H20V154H21ZM26 153H27V151H26ZM40 153H41V152H39V155H38V154H37V155L41 157ZM45 153L48 154V153H50V152H45ZM45 153H43V156H47ZM85 153H86V152H85ZM87 153H88V152H87ZM89 153H90V152H89ZM94 153H95V151H94ZM103 153H104V152H103ZM103 153H102V154H103ZM108 153H111V152L108 151ZM135 153H139V150H138V152H135ZM158 153H159V152H157V154H158ZM161 153H162V152H161ZM178 153H179V152H178ZM193 153H194V152H193ZM197 153H198V152H197ZM210 153H211V152H210ZM210 153H209V154H210ZM220 153H221V152H220ZM220 153H219V154H220ZM242 153H243V152H242ZM248 153H250V152H248ZM253 153H252V154H253ZM13 154H14V152H13ZM20 154H19V155H20ZM28 154H29V152L27 153V155H28ZM65 154H66V153H65ZM65 154H63V155L61 154V156H64ZM74 154H75V153H74ZM102 154H101V155H102ZM126 154H127V153H126ZM154 154H155V153H154ZM157 154H156L155 156H157ZM162 154H163V153H162ZM169 154H170V153H169ZM175 154H176V153H175ZM195 154H196V153H195ZM224 154H225V153H224ZM254 154H255V153H254ZM259 154H260V153H259ZM3 155H4V154H3ZM9 155H10V154H9ZM22 155H23V153H22ZM24 155H25V154H24ZM35 155H36V154H35ZM35 155H34V158H35ZM37 155H36V157H37ZM50 155H51V154H50ZM50 155H49V157L51 158L52 156H50ZM59 155H60V154H59ZM59 155H58V157H61V156H59ZM79 155H80V154H79ZM97 155H98V154H97ZM123 155H124V154H123ZM139 155H140V154H139ZM139 155H138V156H139ZM165 155H166V154H165ZM177 155H178V154H177ZM182 155H183V154H182ZM191 155H192V154H191ZM199 155H200V154H199ZM256 155H257V154H256ZM11 156H12V154H11ZM65 156H66V155H65ZM85 156H86V155H85ZM87 156H88V155H87ZM94 156H95V155H94ZM109 156H110V155H109ZM138 156H136V157H138ZM141 156H143V155H141ZM153 156H154V155H153ZM163 156H164V155H163ZM168 156H169V155H168ZM172 156H173V155H172ZM217 156H218V155H217ZM221 156H223V155H221ZM244 156H245V155H244ZM244 156H243V157H244ZM0 157H1V156H0ZM31 157H33V155H31ZM91 157H92V156H91ZM124 157H125V156H124ZM146 157H144V158H146ZM150 157H151V156H150ZM160 157H161V156H160ZM174 157H175V156H174ZM174 157H173V158H174ZM183 157H184V156H183ZM189 157H190V155H189ZM5 158H8V157L6 156ZM15 158H16V156H15ZM21 158H22V157H21ZM25 158H27V157H25ZM25 158H24V159H25ZM29 158H30V157H29ZM44 158H45V157H44ZM50 158H49V159H50ZM61 158H62V157H61ZM76 158H77V157H76ZM79 158H80V157H79ZM85 158H86V157H85ZM85 158H82V159H85ZM87 158H88V157H87ZM89 158H90V156H89ZM97 158H99V157H94L93 159H97ZM106 158H107L106 161L109 160L108 157H106ZM122 158H123V157H122ZM144 158H143V160H144ZM162 158H164V157H162ZM169 158H171V156H170ZM176 158H178V157H176ZM181 158H182V157H181ZM181 158H180V160H182ZM191 158H192V157H191ZM220 158L222 159V157H220ZM235 158H236V157H235ZM252 158H253V157H252ZM3 159H4V158H3ZM9 159H11V158L9 157ZM31 159H32V158H31ZM31 159L29 160V161H30L29 163H32V162H33ZM36 159H38V158H35V160H36ZM41 159H43V158L41 157ZM45 159H46V158H45ZM55 159H56V158H55ZM63 159H64V157H63ZM110 159H111V158H110ZM134 159H135V158H134ZM146 159H147V158H146ZM232 159H233V157H232ZM232 159H231V160H232ZM261 159H262V158H261ZM38 160H40V159H38ZM57 160H59V159H57ZM73 160H74V159H73ZM73 160H72V163H73ZM87 160H88V159H87ZM104 160H105V159H104ZM104 160H103V161H104ZM121 160H122V159H121ZM137 160H138V159H137ZM139 160H140V159H139ZM139 160H138V161H139ZM147 160H149V159H147ZM153 160H154V158H153ZM159 160H160V158H159ZM172 160H173V159H172ZM189 160H190V159H189ZM252 160H253V159H252ZM259 160H260V159H259ZM7 161L9 162V160H7ZM12 161H13V160H12ZM12 161L10 160V162H12ZM31 161H32V162H31ZM45 161H46V160H45ZM63 161H64V160H63ZM65 161H66V160H65ZM65 161H64V162H65ZM85 161H86V160H85ZM155 161H156V160H155ZM162 161H163V160H162ZM190 161H191V160H190ZM198 161H199V160H198ZM215 161H217V160H215ZM220 161H221V160H220ZM245 161H246V160H245ZM2 162H3V161H2ZM2 162H1V163H2ZM19 162H20V161H18L17 165L19 164ZM34 162H35V161H34ZM34 162H33V163H34ZM49 162H50V160H49ZM55 162H56V161H55ZM61 162H62V161H61ZM61 162H60V163H61ZM67 162H68V161H67ZM80 162H81V161H80ZM87 162H90V161L88 160V161H86L85 163H87ZM91 162H94V161H91ZM122 162H123V161H122ZM128 162H129V161H128ZM141 162H143V161L141 160ZM141 162H140V163H141ZM144 162H146V160H144ZM144 162H143V164H145ZM149 162H150V161H149ZM1 163H0V165H1ZM21 163H25V162H21ZM27 163H28V162H27ZM27 163H25V164H27ZM47 163H48V162H47ZM51 163H53V162H51ZM58 163H59V162H58ZM69 163H70V162H69ZM150 163H151V162H150ZM157 163H158V162H157ZM197 163H199V162H197ZM225 163H226V162H225ZM259 163H260V162H259ZM41 164H43L42 161H41ZM45 164H46V163H45ZM73 164H77V166H80V165H78V162L73 163ZM80 164L84 165V162H81ZM105 164H106V163H105ZM115 164H116V163H115ZM115 164H114V166H115ZM121 164H122V163H121ZM130 164H132V163H130ZM146 164H147V162H146ZM148 164H149V163H148ZM151 164H152V163H151ZM167 164H168V163H167ZM182 164H183V163H182ZM245 164H246V163H245ZM245 164H244V165H245ZM262 164H263V163H262ZM5 165H6V164H5ZM12 165H13V164H12ZM17 165H16V166H17ZM20 165H21V164H19L18 166H20ZM22 165H23V164H22ZM36 165L38 166L37 162H35V166H36ZM43 165H44V164H43ZM58 165H59V164H58ZM64 165H65V164H64ZM67 165H68V163H67ZM86 165H88V164H86ZM93 165H94V163H93ZM101 165H102V164H101ZM112 165H113V164L111 163V166H112ZM128 165H129V163L127 164V166H128ZM140 165H141V164H140ZM258 165H259V164H258ZM8 166H9V165H8ZM13 166H14V165H13ZM16 166H15V167H16ZM33 166H34V165H33ZM56 166H57V165H56ZM68 166H69V165H68ZM74 166H75V165H74ZM105 166H106V165H105ZM111 166H110V167H111ZM124 166H125V165H123V167H124ZM142 166H143V165H141L140 169L143 168ZM147 166H148V165H146V167H147ZM154 166H155V165H154ZM160 166H161V165H160ZM167 166H168V165H167ZM172 166H173V165H172ZM195 166H196V165H195ZM217 166H218V165H217ZM222 166H223V165H222ZM247 166H248V165H247ZM261 166H262V165H261ZM21 167H23V166H21ZM39 167L41 168V170H42V168H45L44 166H43V167H42V166H39ZM39 167H38V168H39ZM46 167H47V166H46ZM49 167H50V166H49ZM54 167H55V166H54ZM75 167H76V166H75ZM75 167H74V170H75ZM82 167H83V166H82ZM86 167H87V166H86ZM86 167H85V168H86ZM92 167H93V166H92ZM130 167H131V166H130ZM158 167H159V166H158ZM207 167H208V166H207ZM23 168H24V167H23ZM38 168H37V169H38ZM76 168H77V167H76ZM80 168H81V167H79V169H80ZM112 168H114V167H112ZM126 168H129V167H126ZM137 168H138V167H137ZM155 168H156V167H155ZM173 168H174V167H173ZM218 168H219V167H218ZM10 169H11V168H10ZM24 169H25V168H24ZM33 169H34V167H33ZM35 169H36V168H35ZM37 169H36V170H37ZM47 169H48V168H47ZM47 169H46V170H47ZM82 169H83V168H82ZM82 169H80V171H81ZM87 169H88V168H87ZM102 169H103V168H102ZM115 169H116V168H115ZM115 169H114V172L118 171L119 168H118L116 171H115ZM132 169H133V168H132ZM144 169H146V168H144ZM144 169H143V170H144ZM166 169H167V168H166ZM176 169H177V167H176ZM199 169H200V168H199ZM227 169H228V168H227ZM19 170H21V169H19ZM39 170H40V169H39ZM39 170H38V171H39ZM41 170H40V171H41ZM49 170H50V169H49ZM55 170H56V169H55ZM64 170H65V169H64ZM84 170H85V169H84ZM84 170H82V171H84ZM94 170H96V169H94ZM97 170H98V169H97ZM97 170H96V171H97ZM107 170H108V169H107ZM120 170L122 171V169H120ZM120 170H119V173H125V171H124V172H120ZM123 170H124V169H123ZM147 170H148V169H147ZM158 170H159V169H158ZM158 170H157V171H158ZM170 170H171V169H170ZM193 170H194V169H193ZM207 170H208V169H207ZM248 170H249V169H248ZM6 171H8V168H7ZM15 171H16V170H15ZM38 171H36V172H38ZM40 171H39V172H40ZM43 171H44V170H43ZM61 171H62V170H61ZM82 171H81V172H82ZM98 171H99L100 173L96 172V175H97V173H98V175H100L101 172H102L101 170H98ZM108 171L111 172L110 170H108ZM131 171H132V170H131ZM137 171H138V170H137ZM137 171H135V172H137ZM188 171H189V170H188ZM198 171H199V170H198ZM216 171H217V170H216ZM216 171H215V172H216ZM19 172H20V171H19ZM47 172H48V171H47ZM53 172H54V171H53ZM53 172H52V174H53ZM57 172H59V171H57ZM62 172H63V171H62ZM103 172H104V171H103ZM106 172H107V171H106ZM135 172H134V173H135ZM140 172H141V170H140ZM201 172H202V171H201ZM10 173H11V172H10ZM29 173H30V172H29ZM32 173H33V172H32ZM42 173H43V172H42ZM49 173H50V172H49ZM49 173H48V174L46 173V174H47V175H50ZM64 173H65V172H64ZM72 173H73V172H72ZM76 173H77V172H76ZM117 173H118V172H117ZM119 173H118V175H119ZM141 173H144V171L141 172ZM252 173H253V172H252ZM7 174H8V173H7ZM16 174H17V173H16ZM22 174H23V173H22ZM27 174H28V173L26 172L25 175H27ZM84 174H86V173H84ZM102 174H103V173H102ZM102 174H101V175H102ZM106 174H107V175L104 174L105 177H108L109 173H106ZM137 174H138V173H137ZM139 174H140V173H139ZM190 174H191V173H190ZM192 174H193V173H192ZM192 174H191V175H192ZM206 174H207V173H206ZM209 174H210V173H209ZM209 174H208V175H209ZM219 174H220V173H219ZM263 174H264V173H263ZM3 175H4V174H3ZM9 175H10V174H9ZM13 175H14V174H13ZM25 175H24V176L22 175V176L25 177ZM32 175H33V174H32ZM37 175H38V174H37ZM70 175H71V174H70ZM73 175H76L75 172H74ZM73 175H71V176H73ZM104 175L99 176V177L101 178V177H103ZM110 175H112V173H111ZM110 175H109V177H110ZM114 175H115V174H113V176H114ZM122 175H123V174H122ZM122 175H120V177H122ZM125 175H126V174H125ZM130 175H132V174L130 173ZM198 175H199V174H198ZM245 175H246V174H245ZM250 175H251V174H250ZM28 176L31 177V175H28ZM58 176H59V175H58ZM58 176L56 175V177H58ZM86 176H87V174H86ZM93 176H94V173H93ZM113 176H112V177H113ZM116 176H117V175H116ZM136 176H137V175H136ZM141 176H142V175H141ZM206 176H207V175H206ZM0 177H1V176H0ZM10 177H11V176H10ZM17 177H18V174H17ZM17 177L15 178V180L18 179ZM20 177H21V175H20ZM20 177H19V179H20ZM26 177H27V176H26ZM32 177H33V176H32ZM34 177H36V175H34ZM69 177H70V176H69ZM69 177H68V178H69ZM77 177H79V176H77ZM77 177H76V178H77ZM112 177H110V178L112 179ZM120 177H119V178H120ZM132 177H133L132 179H134L135 175H133ZM137 177H138V176H137ZM148 177H149V176H148ZM150 177H151V176H150ZM211 177H213V176H211ZM52 178H53V177H52ZM54 178H55V177H54ZM54 178H53V179H54ZM70 178H71V177H70ZM103 178H104V177H103ZM119 178H118V179H119ZM125 178H126V177H125ZM130 178H131V177H130ZM138 178H139V177H138ZM167 178H168V177H167ZM207 178H208V177H207ZM207 178H206V179H207ZM241 178H242V176H241ZM22 179H23V178H22ZM29 179H30V178H29ZM84 179H85V177H84ZM84 179H83L82 181H84ZM94 179L97 180V178H94ZM94 179H91V180H94ZM114 179H115V178H114ZM118 179H117L116 181H118ZM126 179H127V178H126ZM128 179H129V178H128ZM148 179H149V178H148ZM189 179H191V178H189ZM242 179H243V178H242ZM250 179H251V178H250ZM252 179H253V178H252ZM12 180H13V179H12ZM32 180H33V179H32ZM40 180H41V179H40ZM65 180H66V178H65ZM73 180H74V179H73ZM73 180H72V181H73ZM78 180H80V179H78ZM87 180H88V179H87ZM87 180H86V182H88ZM91 180H90V181H91ZM135 180L137 181V179H135ZM135 180H133V181H135ZM162 180H163V179H162ZM215 180H216V179H215ZM253 180H254V179H253ZM6 181H7V179H6ZM22 181H23V180L20 179V180H19V183H21ZM30 181H31V180H30ZM37 181H38V180H37ZM37 181H35V182L38 183L39 181H38V182H37ZM52 181H53V180H52ZM61 181H63V180H61ZM111 181H112V180H111ZM113 181H114V180H113ZM128 181H130V180H128ZM131 181H132V180H131ZM136 181H135V182H136ZM13 182H14V181H13ZM13 182H12L10 185H13ZM24 182H25V181H24ZM24 182H23V183H24ZM26 182H27V181H26ZM53 182H54V181H53ZM92 182H94V181H92ZM107 182H108V181H107ZM121 182H122V180H121ZM124 182H125V181H124ZM145 182H146V181H145ZM162 182H163V181H162ZM170 182H171V180H170ZM178 182H179V181H178ZM204 182H205V181H204ZM240 182H241V181H240ZM9 183H10V182H9ZM14 183H16V182H14ZM17 183H18V182H17ZM46 183H47V182H46ZM46 183H45V185H46ZM56 183H57V182H56ZM59 183H60V182H59ZM78 183H79V182H78ZM94 183H96V182H94ZM109 183H110V182H109ZM117 183H118V182H117ZM125 183H126V182H125ZM127 183H128V182H127ZM137 183H138V182H137ZM171 183H172V182H171ZM250 183H251V182H250ZM47 184H48V183H47ZM65 184H66V183H65ZM80 184H81V183H80ZM121 184H123V183H121ZM130 184H131V182H130ZM130 184H129V185H130ZM134 184H135V183H134ZM163 184H164V183H163ZM180 184H181V183H180ZM239 184H240V183H239ZM261 184H262V183H261ZM14 185H15V184H14ZM16 185H17V184H16ZM34 185H35V184H34ZM45 185H44V186H45ZM58 185H59V184H58ZM86 185H87V184H86ZM88 185H89V183H88ZM126 185H127V184H126ZM132 185H133V184H132ZM132 185H131V187H132ZM155 185H156V184H155ZM175 185H176V184H175ZM175 185H174V186H175ZM191 185H192V184H191ZM2 186H3V185H2ZM49 186H50V185H49ZM83 186H84V185H83ZM94 186H95V185H94ZM109 186H110V185H109ZM117 186H118V185H117ZM117 186H116V187H117ZM121 186H122V185H121ZM127 186H128V185H127ZM136 186H137V185H136ZM145 186H146V185H145ZM244 186H245V183H244ZM246 186H247V185H246ZM6 187H7V185H6ZM54 187H56V186H54ZM63 187H64V186H63ZM96 187H97V186H96ZM110 187H111V186H110ZM113 187H114V186H113ZM156 187H157V186H156ZM170 187H171V185H170ZM178 187H180V186H178ZM241 187H242V186H241ZM7 188H8V187H7ZM10 188H11V187H10ZM10 188H9V189H10ZM31 188H33V186H31ZM31 188H30V189H31ZM80 188H81V190L83 189L82 191L84 192V187L82 188V186H80ZM93 188H94V187H93ZM122 188H123V187H122ZM126 188H127V187H126ZM159 188H160V187H159ZM19 189H21V188H19ZM50 189H52V188H50ZM53 189H54V188H53ZM114 189H116V188H113V190H114ZM133 189H134V187H133ZM203 189H204V188H203ZM222 189H223V188H222ZM235 189H236V188H235ZM3 190H4V189H3ZM5 190H7V189H5ZM5 190H4V191H5ZM47 190H48V189H47ZM71 190H72V189H71ZM76 190H77V191H76ZM76 190H75V191L77 192V194H78L79 191L81 192L80 189H79V191H78V188H76ZM99 190H100V189H99ZM110 190L112 191V189H110ZM125 190H126V189H125ZM171 190H172V189H171ZM184 190H186V188H185ZM35 191H36V190H35ZM37 191H38V190H37ZM94 191H95V190H94ZM129 191H130V190H129ZM129 191H128V192H129ZM131 191H132V190H131ZM191 191H193V190H191ZM197 191H198V190H197ZM6 192H7V191H6ZM30 192H31V191H30ZM64 192H65V191H64ZM115 192H116V191H115ZM115 192H114V193H115ZM128 192H126V193L129 195ZM137 192H138V191H137ZM193 192H194V191H193ZM193 192H190V193H193ZM9 193H10V192H9ZM18 193H19V192H18ZM27 193H28V195H29V192H27ZM52 193H53V192H52ZM58 193H59V190H58ZM58 193H57V194H58ZM69 193H71V192H69ZM91 193H92V192H91ZM103 193H104V192H103ZM111 193H112V192H111ZM114 193H113V194H114ZM146 193H147V192H146ZM22 194H23V193H22ZM72 194H75V193H72ZM79 194H81V193H79ZM79 194H78V196H79ZM82 194H84V193H82ZM82 194H81V195H82ZM85 194H86V191H85ZM94 194H95V193H94ZM115 194H116V193H115ZM136 194H137V193H136ZM159 194H160V193H159ZM187 194H189V193H187ZM187 194H185V195H186V196L191 195V194H189V195H187ZM197 194H198V193H197ZM1 195H2V194H1ZM9 195H10V194H9ZM11 195H12V194H11ZM69 195H70V194H69ZM92 195H93V194H92ZM121 195H122V194H121ZM162 195H163V194H162ZM6 196H7V195H6ZM67 196H68V194L66 195V197H67ZM75 196H76V195H75ZM85 196H86V195H85ZM93 196H94V195H93ZM102 196H103V198H104V195H103V194H102ZM107 196H109V191H108V193H107ZM130 196H131V195H130ZM130 196H129V197H130ZM150 196H151V195H150ZM160 196H161V195H160ZM191 196H193V195H191ZM197 196H199V195H197ZM12 197H13V196H12ZM26 197H27V196H26ZM42 197H43V196H42ZM56 197H57V196H56ZM56 197H55V198H56ZM113 197H114V196H113ZM125 197H126V196H125ZM0 198H1V197H0ZM8 198H9V197H8ZM32 198H33V197H32ZM58 198H59V197H58ZM62 198H63V196H62ZM62 198H61V199H62ZM81 198H82V197H81ZM81 198H80V199H81ZM85 198H86V197H85ZM100 198H101V197H100ZM100 198H99V199H100ZM103 198H102V199H103ZM108 198H109V197H108ZM123 198H124V197H123ZM140 198H141V197H140ZM157 198H158V197H157ZM166 198H167V197H166ZM166 198H165V199H166ZM186 198H187V197H186ZM219 198H220V197H219ZM5 199H6V198H5ZM35 199H36V198H35ZM48 199H49V198H48ZM69 199H70V198H69ZM76 199H77V200H80V199H78V197H77ZM95 199H96V198H95ZM102 199H101V200H102ZM105 199H106V198H104V200H105ZM115 199H116V197H115ZM127 199H128V198H127ZM129 199H130V198H129ZM188 199H190V197H188ZM254 199H255V198H254ZM21 200H22V199H21ZM23 200H25V198H24ZM56 200H57V199H56ZM64 200H65V199H64ZM82 200H83V199H82ZM104 200H103V201H104ZM110 200H111V199H110ZM175 200H176V199H175ZM214 200H215V199H214ZM1 201H2V200H1ZM32 201H33V200H32ZM34 201H35V200H34ZM65 201H66V200H65ZM88 201H89V200H88ZM94 201H95V200H94ZM106 201H107V200H106ZM108 201H109V200H108ZM112 201H113V200H112ZM117 201H119L118 197H117ZM117 201H116V202H117ZM189 201H190V200H189ZM244 201H245V200H244ZM262 201H263V200H262ZM53 202H54V201H53ZM55 202H56V201H55ZM58 202H59V199H58ZM72 202H73V201H72ZM78 202H79V201H78ZM91 202H92V201H91ZM129 202H130V201H129ZM129 202H128V203H129ZM184 202H185V199H184ZM201 202H202V201H201ZM209 202L211 203V201H209ZM212 202H213V201H212ZM22 203H24V202H22ZM22 203H21V204H22ZM27 203H28V202H27ZM27 203H25V204H27ZM42 203H43V202H42ZM46 203L48 204V202H46ZM76 203H77V202H76ZM76 203H75V204H76ZM80 203H81V202H80ZM80 203H79V204H76V206H78V205L81 206ZM88 203H89V202H88ZM94 203H95V202H94ZM96 203H97V201H96ZM159 203H160V202H159ZM186 203L189 204V202H186ZM0 204H1V203H0ZM18 204H19V203H18ZM49 204H50V203H49ZM59 204H60V203H59ZM65 204H66V203H65ZM71 204H72V203H71ZM73 204H74V203H73ZM97 204H98V203H97ZM114 204H115V203H114ZM260 204H261V203H260ZM50 205H51V204H50ZM61 205H63V204H61ZM68 205H69V204L67 203V206H68ZM86 205H87V204H86ZM92 205H93V204H92ZM107 205H108V204H107ZM179 205H180V204H179ZM185 205H186V204H185ZM258 205H259V204H258ZM20 206H21V205H20ZM25 206H26V205H25ZM31 206H32V205H31ZM34 206H35V205H34ZM34 206H33V207H34ZM47 206H48V205H47ZM59 206H60V205H59ZM70 206H71V205H70ZM80 206H78V207H76V208H78V210H79ZM99 206H100V205H99ZM123 206H124V205H123ZM151 206H152V205H151ZM155 206H156V205H155ZM182 206H183V203H182ZM255 206H256V205H255ZM17 207H18V206H17ZM48 207H49V206H48ZM61 207H62V206H61ZM83 207H85V206H83ZM88 207H89V205H88ZM94 207H95V206H94ZM113 207H115V206H113ZM136 207H137V205H136ZM185 207H187V206H185ZM219 207H220V206H219ZM28 208H29V207H28ZM95 208H96V207H95ZM110 208H111V207H110ZM169 208H171V207H169ZM22 209H24V208H22ZM30 209H31V208H30ZM35 209H36V208H35ZM48 209H49V208H48ZM48 209H47V210H48ZM58 209H60V208L58 207ZM64 209H65V208H64ZM70 209H71V208H70ZM70 209H69V210H70ZM86 209H87V208H86ZM120 209H121V208H120ZM153 209H154V208H153ZM178 209H179V208H178ZM207 209H208V208H207ZM210 209H211V208H210ZM210 209H209V210H210ZM225 209H226V208H225ZM230 209H231V208H230ZM258 209H259V208H258ZM3 210H4V209H3ZM15 210H16V209H15ZM27 210H28V209H27ZM38 210H39V209H38ZM51 210H53V209H51ZM61 210H62V209H61ZM82 210H83V209H82ZM96 210H97V209H96ZM99 210H100V209H99ZM102 210H103V207H102ZM112 210H113V209H112ZM118 210H119V209H118ZM193 210H194V209H193ZM211 210H212V209H211ZM211 210H210L209 212H211ZM217 210H218V209H217ZM234 210H235V209H234ZM4 211H5V210H4ZM10 211H11V210H10ZM20 211H21V210H20ZM22 211H23V210H22ZM22 211H21V212H22ZM30 211H31V210H30ZM49 211H50V209H49ZM49 211H48V212H49ZM58 211H60V210H58ZM75 211H77V210H75ZM93 211H94V209H93ZM93 211H92V212H93ZM132 211H133V209H132ZM164 211H165V210H164ZM179 211H181V210H179ZM206 211H207V210H206ZM219 211H220V210H219ZM256 211H257V210H256ZM258 211H259V210H258ZM8 212H9V211H8ZM35 212H36V211H35ZM42 212H43V211H42ZM46 212H47V211H46ZM89 212H90V211H89ZM124 212L126 213V211H124ZM124 212H123V213H124ZM222 212H223V211H222ZM14 213H15V212H14ZM36 213H37V214H40V213H38V212H36ZM43 213H44V212H43ZM55 213H56V212H55ZM62 213H63V210H62ZM62 213L60 212V214H62ZM66 213H67V211H66ZM117 213H118V212H117ZM130 213H131V212H130ZM134 213H135V212H134ZM173 213H174V212H173ZM177 213H178V212H177ZM197 213H198V211H197ZM253 213H254V212H253ZM257 213H258V212H257ZM17 214H18V213H17ZM45 214H46V213H45ZM47 214H48V213H47ZM101 214H102V213H101ZM101 214H100V215H101ZM148 214H149V213H148ZM24 215H26V214H23V216H24ZM72 215H73V217H75V213L72 214ZM90 215H91V214H90ZM109 215H111V213H110ZM115 215H116V214H115ZM133 215H134V214H133ZM138 215H139V214H138ZM209 215H210V214H209ZM209 215H208V216H209ZM0 216H1V215H0ZM33 216H35V215L33 214ZM45 216H46V215H45ZM56 216H57V215H56ZM78 216H79V215H78ZM78 216H77V217H78ZM92 216H93V215H92ZM214 216H215V215H214ZM255 216H256V215H255ZM15 217H16V216H15ZM37 217H38V216H37ZM103 217H104V216H103ZM107 217H108V216H107ZM107 217H106V218H107ZM126 217H127V216H126ZM168 217H169V216H168ZM235 217H236V216H235ZM35 218H36V217H34V219H35ZM90 218H91V217H90ZM94 218H96V217H94ZM127 218H128L130 221H131V219H132V217H131V219H130L129 216H128ZM133 218H134V216H133ZM176 218L178 219V217H176ZM183 218H184V217H183ZM252 218H253V217H252ZM21 219H22V218H21ZM31 219H33V218L31 217ZM43 219H44V218H43ZM43 219H42L41 221H44ZM45 219H46V218H45ZM70 219H71V218H70ZM74 219H75V218H74ZM97 219H98V217H97ZM97 219H96V220H97ZM135 219H136V218H135ZM140 219H141V218H140ZM162 219H163V217H162ZM185 219H186V218H185ZM235 219H236V218H235ZM78 220H79V219H78ZM104 220H106V219H104ZM112 220H113V219H112ZM123 220H126V219L124 218ZM157 220H158V219H157ZM181 220H182V219H181ZM229 220L231 221L230 218H229ZM249 220H250V219H249ZM4 221H6V220H4ZM29 221H31V220H29ZM76 221H77V220H76ZM93 221H94V220H93ZM117 221H118V220H117ZM133 221H136V220H133ZM167 221H168V220H167ZM172 221H173V220H172ZM185 221H186V220H185ZM18 222H20V220H19ZM18 222H17V224H18ZM36 222H37V221H36ZM36 222H35V223H36ZM57 222H59V221H57ZM70 222H71V221H70ZM96 222H97V221H96ZM103 222H104V221H103ZM110 222H111V221H110ZM232 222H233V221H232ZM35 223H34V224H35ZM39 223H40V221H39ZM39 223H37V224H39ZM43 223H44V222H43ZM43 223H42V224H43ZM48 223H49V222H48ZM48 223H47V224H48ZM82 223H83V222H82ZM90 223H91V222H90ZM98 223H99V219H98ZM122 223H124V222L122 221ZM179 223H180V222H179ZM247 223H248V222H247ZM17 224H16V225L14 224V225L17 226ZM24 224H25V223H24ZM26 224H29V223H26ZM34 224H33V225H34ZM56 224H57V223H56ZM93 224H94V223H93ZM95 224H96V223H95ZM127 224H128V223H127ZM127 224H125V225H127ZM136 224H137V223H136ZM146 224H147V223H146ZM156 224H157V223H156ZM213 224H214V223H213ZM19 225H20V223H19ZM71 225H72V224H71ZM86 225H87V224H86ZM86 225H85V226H86ZM109 225H110V224H109ZM130 225H131V222L129 223V226H130ZM151 225H152V224H151ZM2 226H3V223H2ZM22 226H23V225H22ZM26 226H28V225H26ZM29 226H31V225H29ZM121 226H122V225H121ZM129 226H126V227H129ZM149 226H150V225H149ZM24 227H25V226H24ZM33 227H34V226H33ZM44 227H45V226H44ZM51 227H52V226H51ZM67 227H68V226H67ZM67 227L65 226V229H66ZM70 227H71V226H70ZM124 227H125V226H124ZM186 227H187V226H186ZM42 228H43V227H42ZM46 228H47V227H46ZM96 228H97V227H96ZM110 228H111V227H110ZM174 228H176V227H174ZM179 228H180V227H179ZM189 228H190V227H189ZM230 228H231V227H230ZM252 228H253V227H252ZM5 229H6V228H5ZM21 229H22V228H21ZM21 229H20V230H21ZM23 229H24V228H23ZM26 229H27V227H26ZM26 229H24V230H26ZM89 229H91V228H89ZM89 229H88V230H89ZM113 229H114V228H113ZM113 229H112V230H113ZM118 229H119V228H118ZM118 229H116V230L119 231ZM122 229H123V228H122ZM153 229H154V228H153ZM6 230H7V229H6ZM13 230H14V229H13ZM29 230H30V229H29ZM31 230H32V229H31ZM48 230H49V229H48ZM55 230H56V229H55ZM92 230H93V229H92ZM131 230H132V229H131ZM180 230H181V229H180ZM189 230H190V229H189ZM3 231H5V230H3ZM3 231H2V233H3ZM57 231H58V230H57ZM57 231H55V232H57ZM59 231H60V233H61V229H60ZM103 231H104V230H103ZM109 231H111V230H109ZM121 231H122V230H121ZM124 231H125V230H124ZM174 231H175V230H174ZM10 232H11V231H10ZM12 232H13V231H12ZM27 232H28V231H27ZM30 232H31V231H30ZM45 232H46V231H45ZM105 232H107V231H105ZM126 232H127V231H126ZM126 232H125V233H126ZM130 232H131V231H130ZM181 232H182V231H181ZM183 232H184V231H183ZM185 232H186V231H185ZM230 232H231V231H230ZM13 233H14V232H13ZM42 233H43V231H42ZM42 233H38L39 235L41 234L40 236H39V235H38V236L41 237V236L43 235ZM99 233H100V232H99ZM103 233H104V232H103ZM114 233H116V232H114ZM194 233H195V232H194ZM194 233H193V234H194ZM6 234H7V232H6ZM23 234H25V232H24ZM85 234H86V233H85ZM101 234H102V233H101ZM101 234H100V235H101ZM108 234H110V232H108ZM112 234H113V233H112ZM112 234H111V236H112ZM119 234H121V232H119ZM178 234H179V233H178ZM249 234H250V233H249ZM3 235H5V232L3 233ZM9 235H10V234H9ZM18 235H19V234H18ZM18 235H17V237H18ZM34 235H35V234H34ZM36 235H37V234H36ZM69 235H70V234H69ZM97 235H98V234H97ZM114 235H115V234H113V236H114ZM246 235H247V234H246ZM246 235H245V236H246ZM51 236H52V235H51ZM55 236H56V235H55ZM113 236H112V238H113ZM130 236H132V235L129 234L128 237H130ZM147 236H148V235H147ZM177 236H178V235H177ZM184 236H186V234H185ZM250 236H251V235H250ZM250 236H248V237H250ZM252 236H253V235H252ZM3 237H4V236H3ZM8 237H9V236H8ZM8 237H7V240H6V241L9 240ZM20 237H21V236H20ZM20 237H18V238H20ZM49 237H50V236H49ZM57 237H58V236H57ZM74 237H75V236H74ZM86 237H87V236H86ZM99 237H100V236H99ZM104 237H105V236H103V240H104ZM106 237H107V236H106ZM106 237H105V238H106ZM149 237H150V236H149ZM170 237H171V236H170ZM186 237H187V236H186ZM190 237H191V236H190ZM9 238H10V237H9ZM15 238H16V237H15ZM21 238H22V237H21ZM21 238H20V239H21ZM54 238H55V237H54ZM54 238H53V239H54ZM66 238H67V237H66ZM70 238H72V237H70ZM112 238H111V239H112ZM114 238H115V237H114ZM116 238H117V237H116ZM122 238H123V237H122ZM126 238H127V236H126ZM155 238H156V237H155ZM155 238H153V239L155 240ZM182 238H184V237H182ZM187 238H188V237H187ZM206 238H207V235H206ZM245 238H246V237H245ZM46 239H47V238H46ZM51 239H52V238H51ZM78 239H81V238H78ZM91 239H92V238H91ZM128 239H129V238H128ZM189 239H190V238H189ZM193 239H194V238H193ZM249 239H252V238H249ZM57 240H58V238H57ZM83 240H84V239H83ZM101 240H102V239H101ZM113 240H114V239H113ZM125 240H126V239H125ZM136 240H137V239H136ZM190 240H191V239H190ZM246 240H247V239H246ZM253 240H254V239H253ZM262 240H263V239H262ZM262 240H261V241H262ZM10 241H11V240H10ZM15 241H16V240H15ZM67 241H68V240H67ZM73 241H75V240H73ZM105 241H109V238L106 239ZM105 241H103L104 243H102V244L105 245ZM110 241H112V240H110ZM114 241H115V240H114ZM220 241H221V240H220ZM256 241H257V240H256ZM38 242H39V241H38ZM54 242L56 243L57 241H53V244H54ZM101 242H102V241H101ZM117 242H118V241H117ZM208 242H209V241H208ZM210 242H211V241H210ZM2 243L5 244V242H2ZM2 243H1V244H2ZM6 243H7V242H6ZM44 243H45V242H44ZM73 243H75V242H73ZM73 243H72V244H73ZM90 243H91V242H90ZM106 243H107V242H106ZM122 243H123V242H122ZM195 243H196V242H195ZM23 244H24V242H23ZM23 244L21 245V247H23ZM48 244H52V243H48ZM58 244H59V243H58ZM70 244H71V243H70ZM70 244H69V245H70ZM108 244H109V243H108ZM110 244H111V242H110ZM114 244H115V243H114ZM114 244H112V245H114ZM149 244H150V243H149ZM200 244H201V243H200ZM217 244L219 245V243H217ZM261 244H262V243H261ZM67 245H68V244H67ZM74 245H75V244H74ZM104 245H103L102 247L99 246V248H101V249H102V248H106V246H104ZM181 245H182V244H181ZM198 245H199V244H198ZM204 245H205V244H204ZM204 245H203V246H204ZM9 246H10V244H9ZM27 246H28V245H27ZM45 246H46V245H45ZM47 246H48V245H47ZM58 246H59V245H58ZM72 246H73V245H72ZM259 246H260V245H259ZM15 247H17V246H15ZM15 247H14V251H15ZM31 247H32V245H31ZM39 247H40V246H39ZM194 247H195V246H194ZM214 247H215V246H214ZM19 248H20V247H19ZM29 248H30V247H29ZM44 248H45V247H44ZM56 248H57V247H56ZM70 248H71V247H70ZM96 248H97V247H96ZM117 248H118V247H117ZM261 248H263V247H261ZM261 248H260V249H261ZM8 249H9V248H8ZM64 249H65V248H64ZM67 249H68V248H67ZM115 249H116V248H115ZM165 249H166V248H165ZM260 249H258V250L261 251ZM24 250H25V249H24ZM43 250H44V249H43ZM73 250H74V249H73ZM94 250H95V249H94V247H93L92 251H94ZM98 250H99V249H98ZM98 250H97V251H98ZM102 250H103V249H102ZM109 250H110V249H109ZM116 250H117V249H116ZM237 250H238V249H237ZM255 250H256V249H255ZM263 250H264V249H263ZM33 251H34V250H33ZM95 251H96V250H95ZM100 251H101V250H100ZM103 251H105V250H103ZM107 251H108V250H107ZM111 251L114 252V249L111 250ZM111 251H110V252H111ZM131 251H132V250H131ZM40 252H41V251H40ZM110 252H109V253H110ZM190 252H191V251H190ZM211 252H212V251H211ZM215 252H216V251H215ZM226 252H227V251H226ZM89 253H90V252H89ZM91 253H92V252H91ZM104 253H105V252H104ZM118 253H119V252H118ZM257 253H258V251H257ZM35 254H36V253H35ZM186 254H187V253H186ZM208 254H209V253H208ZM248 254H249V252H248ZM259 254H260V253H259ZM90 255H91V254H90ZM143 255H144V254H143ZM188 255H189V254H188ZM30 256H31V255H30ZM30 256H29V257H30ZM37 256H38V255H37ZM101 256H102V255H101ZM107 256H108V255H107ZM218 256H219V255H218ZM254 256H255V255H254ZM258 256H259V255H258ZM258 256H257V257H258ZM4 257H5V256H4ZM54 257H55V256H54ZM204 257H206V256H204ZM208 257H209V256H208ZM240 257H241V256H240ZM252 257H253V256H252ZM252 257H251V258H252ZM255 257H256V256H255ZM11 258H14V257H11ZM18 258H19V257H18ZM25 258H26V257H25ZM215 258H216V257H215ZM221 258H222V257H221ZM235 258H236V257H235ZM9 259H10V257H9ZM36 259H38V258H36ZM62 259H63V258H62ZM116 259H117V258H116ZM211 259H212V258H211ZM225 259H226V258H225ZM238 259H239V258H238ZM255 259H256V258H255ZM258 259H259V258H258ZM262 259H263V258H262ZM2 260H3V259H2ZM5 260H6V259H5ZM17 260H18V259H17ZM21 260H22V259H21ZM23 260H24V259H23ZM43 260H44V259H43ZM57 260H58V259H57ZM218 260H220V259H218ZM223 260H224V259H223ZM235 260H236V259H235ZM29 261H30V258H29ZM31 261L33 262V260H31ZM34 261H35V260H34ZM61 261H63V260H61ZM260 261H261V260H260ZM26 262H27V261H26ZM56 262H57V261H56ZM185 262H186V261H185ZM209 262H210V261H209ZM209 262H208V263H209ZM213 262H214V261H213ZM216 262H218V261H216ZM221 262H223V261H221ZM226 262H227V261H226ZM40 263H41V262H40ZM72 263H73V262H72ZM35 264H36V263H35ZM182 264H183V263H182ZM217 264H220V262H218ZM240 264H241V263H240ZM245 264H246V263H245ZM261 264H262V263H261ZM263 264H264V262H263Z\"/></svg>",
  "mask_w": 264,
  "mask_h": 264
}]
</instances>
